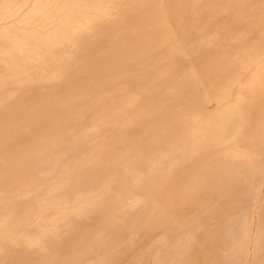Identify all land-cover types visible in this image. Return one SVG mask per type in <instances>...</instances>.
<instances>
[{
    "label": "bare ground",
    "instance_id": "6f19581e",
    "mask_svg": "<svg viewBox=\"0 0 264 264\" xmlns=\"http://www.w3.org/2000/svg\"><path fill=\"white\" fill-rule=\"evenodd\" d=\"M4 1H6V0H2V2H3L2 6L5 8L6 2L4 4ZM17 1H19V0H17ZM34 1H36V0H34ZM47 1L49 2V0H47ZM80 1L83 2V4L85 3L86 4L85 6H89L90 5L91 9L93 7L92 5L95 6V5H97V3L100 4L103 1V2L107 3L110 6V7L108 6L109 8L114 9V11H112L110 9L111 12H108L106 9L109 10V8H106V9H103V10H106L107 12L106 11L103 12V10L101 9L102 10L101 12L105 13L107 16H105L104 14H101V15H104L103 17H101V16H99L100 15L99 14V15H97L98 17L96 16L97 20L96 19L94 20V14H92L93 18L92 17L91 18L93 20L90 19V20H86V21L85 20L81 21V17H82V19L83 18L86 19L85 17H87L88 15L90 16V13L87 12V11H90V10H87V9H90V6H89V8L85 7V8H87L86 9L87 11L84 10V8L80 9V10L86 11L85 12L86 14L89 13L86 16H84L85 13L84 14L82 13L83 16L82 15L81 16L78 15V13H80V10H78L79 8L78 9L76 8L77 10H73V11L70 10V8H68L72 4H74L75 2L79 3ZM37 2H38V0H37ZM7 3H8V0H7ZM12 3H13V6H14V2H12ZM16 3L17 2H15V5H16ZM11 4H10V8L12 6ZM17 4H19V3H17ZM30 4H33V2H31ZM30 4H28V5L31 6ZM39 4H40V2L36 3V5L40 8V6H42V5H39ZM42 4L44 6V4H46V3L44 2ZM49 4H51L52 8L55 9V10H52V11H55V12L53 14V13H51L52 11L49 10V11H51L50 12L51 15L48 12V14L50 16L49 17L47 16V17L50 18V17H53V15H54V17L55 16L58 17V19H56L57 17L54 18V22L55 23L52 24V25H46V24L44 25V23L42 25H40L39 27H36L37 26L36 23H33V24H36L33 27H32V25L31 26L30 25H28V26L21 25V21H23V20H21L20 22L19 21H14V19L16 18L15 16H14L15 18L13 19L12 22L8 18V20L11 23L9 22L8 24H6L4 26H3V23L2 24L0 23V44L2 43L6 47L10 46L11 49H12L11 51H13V52H15L16 51L15 49L17 48V51H19L18 49H21L22 51L24 50V54L28 53L26 56L22 55L23 53H20V52L18 53L19 57H21L22 59L24 57V59H25L23 62H19V63H23L19 67H17V65H16L15 68L14 67L11 68L10 66H8L10 68H7L5 66H4L5 67L4 68L3 66H1V68L3 67L2 70L7 68L6 69L7 73L5 74V76L1 77V74H0V198H4L3 201L6 200L5 206H6V204L8 205V203H11V202H13V203L15 202V204H16V202L19 203V201H22V204L25 205V206L24 207H17V209L18 208L21 209V208H25V207L28 208L29 207V205H28V203L30 202L29 198H31L33 196L30 197L29 195H32V194L31 193L29 194L28 191H26V190L32 189V186H34V184H37L38 182H41L42 179H40V178L45 176L44 173H43V172H45V171H43L44 165H42V166L40 165L39 166V164L42 163L43 161H45V159H47L45 157H48L50 155V151H52V150L57 151V149H59L58 147L60 145H62V143H65V141H68V142L70 141L69 143H73L75 148H77L78 150L81 149L83 151H85V150L89 151L90 149H95L94 151L100 152L98 155H96V156L100 155L99 156V163H97L98 161H97V158L95 156L96 163L98 164V166L97 167L94 166L95 168L91 169L92 167L90 168V165H92L94 163L90 164L91 160L89 159L90 160V162L88 161V163H89L88 166L89 167H86L87 166L86 165L85 168H84L85 171H86L85 172V176L86 175L87 176L89 175V177L90 176H93V177L97 176V178H92V177L84 178L83 177V179H85V180L86 179H90L91 180V178H92L94 183L97 184V182L100 181L99 185H102V186H103V183L101 184V180H103L104 177H102L101 180L99 178V180L97 182L95 181L96 179H98L99 175H100L99 177H101V176H103V174L109 173L110 171L115 170V169L118 170V168H119V170H121V171H118V172L122 173L121 177H120V173H118L117 171L115 172V174L116 173L119 174V176H118L119 179L118 180H116V176L115 177L112 176L114 174H112V175L111 174H105V176H107V175L110 176L111 175L112 177L111 176L110 177L111 178H115L114 180H116V182L119 183L120 178H123L124 176L126 178L127 176L133 174L132 172H133L134 165H132L130 167L127 163H124V162L127 161L129 158H131L132 154L135 155L134 153L131 154L132 151L135 152L134 149H137L136 152H138L139 151L138 149H140V151H142V152L139 153V156H141L144 160H143V163L140 164L139 169H141L144 172L143 173H139V174L137 172V174L139 175V178H140L138 180H141V182L139 181L140 184L143 185L144 187L146 186L145 189L148 187L147 189H148V191H150V192H146L145 191L147 193V195L145 194L144 191H141V192H144L146 197L148 195L149 196L151 195V197H152V195L156 196V197H157V195H160L159 198H156L157 200L160 199L161 196L165 197L163 199V203L165 201L170 207L169 209H166V210L163 209L164 212H162L161 215L159 214L160 216L157 217V224H158V221L159 222H163L164 221V223L165 222L167 223L168 219L170 220V217H171L169 215L173 214V217H174V215H176V214H181L189 206L191 208V211L192 210L194 211L193 207H191L192 205H194V206L197 205V204L200 205V203H201V206H202L203 204L201 202V199H199L200 201H197V199H196V197L200 198L199 196H201V194L203 193L202 190L204 191L205 189H207V193H208V191H209V193L211 191L212 192L216 191V194H217V192H219V193L223 192V193H225V196H226V192H227V191H225L226 188L220 187L223 184L219 183L220 184L219 185L218 182H220V181L217 180V178L219 176L222 177L220 173L224 174V176H226L227 179L225 180L223 177L222 178L226 182H228V186H229V181H228L229 179L228 178H231V176H230V173L227 176V173L225 171L229 170L230 166H228V164H225L224 167L226 168V170L223 167L224 171L220 172L221 170H223V168L220 169L222 167V165H221L222 163L219 164V160H220L221 156L219 155L220 158L218 159V161L215 160V159L218 158V153L219 152L220 153H222V152L225 153V151L230 150L231 148L234 147V146L232 147V145L230 147V143H232V142L235 143V141H236V142L239 143V144L236 143L238 146L241 143H244L248 147L249 146L254 147V148L257 149L256 150L257 151L256 154L259 156V159H260L261 156L264 157V0H50ZM101 4L103 5L104 3H101ZM77 5L78 6L81 5V7H84V6H82V4H80V5L77 4ZM100 5L98 7L102 8V7H100ZM2 6L0 8H2ZM17 6H16V10H18ZM20 6L24 7V5L23 6L20 5ZM33 6H35V5H33ZM48 6L51 8L50 5H47L45 9L42 7V9H44L43 11L45 12L46 15H48V14L46 13L45 10L47 8H49ZM76 6H73V7H76ZM97 6H96V8L98 9ZM38 7L37 8L35 7V8H32V9L35 10V9H38ZM103 7H104V5H103ZM66 8H68V9H66ZM2 9H0V10L4 11L3 14L4 13L5 14L8 13V11H9V10L7 11L5 9H3V10ZM12 10L9 11V12H12ZM19 11H17V12L19 13ZM40 11H41V9H40ZM84 11H81V12H84ZM92 11L93 10H91V13H93ZM14 13L15 12L13 11L12 15H14ZM31 13L29 15L30 18L33 17V16H31L33 13L32 14ZM36 13H35V15H36ZM94 13H95V11H94ZM3 14H2V16H3ZM17 15L20 16V14H17ZM78 16H80V21L83 22V23H82V25L77 24V26L76 25L73 26L74 24L77 23V22L75 23V19H77ZM26 17H28V15ZM38 17H39V15H38ZM38 17H37V20H38ZM30 18H29V20L32 21L33 18L32 19H30ZM20 19H22V14H21V18H19L18 20H20ZM23 19L25 20V18H23ZM35 19H36V17H35ZM55 19H56V21H55ZM40 20H41V18H40ZM0 21L3 22L4 21L3 18ZM26 21H28V20L26 19ZM33 21H35V20H33ZM52 21L53 20L51 19V22ZM77 21H78V19H77ZM28 22H26V23H28ZM42 22H45V21L42 20ZM48 22H50V21H48ZM40 23H41V21H40ZM22 24H23V22H22ZM38 25H39V22H38ZM1 49H4V48H2V46H1ZM0 51H3V50H0ZM237 51H239V52L241 51L242 52L241 56H243L244 59L247 58V61L245 60L246 64L244 63L245 66L244 65L242 66V65L236 63L238 61L237 59L240 57L239 56L237 58V56H238ZM234 52L237 54V56L234 54ZM8 53H9V51H8ZM229 53H233L234 54L233 58L236 56L235 59H231L230 58L231 60H233V62H235L236 67H234L233 65L230 66L229 65L230 63L227 62L229 57H230V55H231V54L229 55ZM1 54L2 53H0V56L3 55V54L2 55ZM11 54H13V53H11ZM11 54L9 53V55H11ZM14 54L16 55V53H14ZM18 55H17V57H18ZM28 55H29V57H28ZM3 56H2V58H5L6 55L4 57ZM8 57L10 58V56H8ZM244 59L242 60L243 62H244ZM7 60H9V59L7 58L6 61ZM10 60L13 62L12 59H10ZM10 60H9V62H10ZM2 61H3V59H2ZM4 61H5V59H4ZM4 61H3V64L7 63V62L4 63ZM17 61H18V59H17ZM12 62L9 63V64H13L14 63V62L13 63ZM243 62H241V64ZM260 62L262 63V66H261ZM258 64H260V65H258ZM0 65H2V63H0ZM0 71H1V69H0ZM35 83H36V86H34ZM201 84H202V86H200ZM134 91L136 92L135 94L133 93ZM227 96H229V97H227ZM220 98L221 99L223 98V101H225V102L219 105V103L221 102ZM229 98H230V100H229ZM212 99H214L213 100L214 102L215 101L217 102L216 103L217 106L214 105V107H217V108H211L210 100H212ZM218 101H219V103H218ZM229 102L232 103L231 104L232 105L231 110H229V111H231V113L230 112L227 113V115H230V116H228L229 117L227 119L228 121L225 118V122H224V123H226V125H225L224 123H222L223 120H221L222 121L221 122L220 119L221 118L224 119L223 115L226 113L225 112L226 110L224 111V107H223V111H224V114H223V112L221 111V109H222L221 107L226 105V103L228 105ZM229 106L230 105H228L227 108H230ZM133 111L135 113H136V111H138L135 114L136 115V119H135L136 121L131 123L132 120H130L128 118V120H130V121H128V122H130V124H128V122H127L128 126L125 127L123 130L119 131V129H117V128H119V126H121L120 129H122V127H123L122 124L124 123V121L122 123H121V121L126 119L128 117L127 115L129 113H132ZM219 113L220 114L222 113L221 118H220V116L217 117L218 115H220ZM132 115H134V114H132ZM214 122H219L218 123L219 126L218 125H214ZM119 123H121V124H119ZM127 124L125 123V126ZM199 127H201L202 130ZM198 128L200 129L199 131H201L200 133H198ZM80 133L83 134V135L81 134L82 135L81 137L79 135ZM223 133L226 134V136L224 134V136H225L224 139H223V136L222 137L220 136V135H223ZM76 134L79 135V136L76 137ZM161 134H162V139H159L161 137H158V136H160ZM232 137H234V138L236 137V139L232 140ZM229 139H230V141H229ZM203 140H205V141H203ZM208 140L211 141V145H209V147H208V143H206ZM225 140L229 141V142H226V143L223 142ZM68 142H66V143H68ZM203 143H205V144H203ZM206 144H207L208 148L207 147L203 148V147L206 146ZM209 144H210V142H209ZM244 144H242V145L245 146ZM67 145H70V144H67ZM65 146H64V148H65ZM62 147H63V145H62ZM62 147L60 146V149ZM239 147H241V146H239ZM245 147H243V148H245ZM68 148H70V147L68 146ZM233 149H235V148H233ZM238 149H240V148L237 147L235 152H237V151L241 152ZM246 149H247V147H246ZM248 149L249 150H247V151H249V153H250V150L251 151L253 150V149H250V148H248ZM68 150L70 152V149H68ZM198 150L201 151V154L198 153V155L200 154V156L197 155L198 157H196V155H195L194 158L193 157L191 158L190 153L192 154L193 152H196V151L198 152ZM66 151H65V153H66ZM83 151H82V153H83ZM88 151L85 152L86 155H87ZM173 151H178V153H180L182 155L184 154L186 157L189 155L190 158L188 159V157H187V160H186V158H183L186 161L182 160L180 158L182 160L181 161L179 159V161H181V163L184 161L183 165H182L183 167H180L181 164L179 162H177V160H176L178 158L177 157L175 160H176L177 164H180V166L178 165L179 167H177V168L175 167L176 169L173 167L174 170H171V168L169 169V167H168L169 170L166 169L167 166L164 167L166 164H168L170 159L166 160V162L169 160L167 163L165 161L161 160L160 162H157V164H156L155 161H154L155 164H153V166L154 165H156L157 167L159 166V169H160V167L162 168V166H163L164 170L168 171V172L166 171V173H164V177L165 178L164 177L163 178L164 179H166V178L168 179L169 178L168 180L163 181V183L162 182L159 183L160 187H158L159 188V190H158V188L156 186L158 184V180L162 179V177L160 175V173H161L160 170L161 169L158 170V168H157V169L151 170L153 160H152V162L150 161L151 162L150 163L151 167L147 166V165H149L148 161H149L150 158H153V157L154 158H156V157L159 158L161 153H163V152H164L165 155H167V154L169 155L171 152H172L171 155H173V154L176 155V153H173ZM230 151H227L226 154H228ZM233 151L234 150H232L230 152V154ZM242 151H243V149H242ZM52 152L54 153V151H52ZM69 152H67V153H69ZM72 152H74V151H72ZM235 152H233L234 153V155H233L234 162H235V157H234L235 156ZM245 152L246 151L244 150L242 153H245ZM251 153H253V152H251ZM62 154H63V151H62ZM66 154H64V155H66ZM80 154H81V152H80ZM239 154H241V153H239ZM55 155H56V153H55ZM60 155H59V157H60ZM72 155L70 157H72ZM74 155H76V154H74ZM171 155H169V156H171ZM184 155H183V157H184ZM224 155L225 154L222 155V160H223ZM245 155H247V153ZM226 156L228 158L230 157L229 155H226ZM249 156H251V155L249 154ZM253 156L255 157V155H253ZM258 156L255 157V158H258ZM66 157L68 158L69 156H66ZM75 157H78V156H74L73 162L76 159ZM83 157H81V158L79 157L80 160H81L80 162H82V159L83 160L85 159V157L84 158ZM179 157H180V155H179ZM56 158H54V159H56ZM88 158L89 157H87V159ZM169 158H171V157H169ZM172 158L174 159V157H172ZM228 158H224V160L225 159L228 160ZM243 158L245 159V157H243ZM66 159L64 161H66ZM70 159H72V158H70ZM160 159H158V160H160ZM165 159L166 158H164V160ZM173 159H171V161ZM60 160H61V158H60ZM213 160L218 162L219 167L217 166L218 164H216V167H218L220 170L215 167V169H216V171H215V169L213 168L214 166H211V164L214 162ZM231 160H232V156H231ZM236 160L239 161V158L237 159V157H236ZM57 161L58 160L55 161L56 163L54 161H50V162H54L55 165L53 163L52 164L56 167ZM64 161L61 162L62 165L64 164L63 163ZM67 161H69V160L67 159ZM92 161H94V160H92ZM135 161H137V164H138V160H134V158H133V162H135ZM171 161L169 163H171ZM226 161H224V163H226ZM245 161H246V159H245ZM260 161L264 162V158H262V160H259L258 163L256 161L255 162L251 161V163L254 162L253 163L254 165H255V163L259 165ZM83 162L85 163L86 161H83ZM129 162L131 164H134L131 161H129ZM262 162H261V164H262ZM46 163H48V161ZM69 163H71V161ZM84 163H83V165H84ZM209 163H211V164H209ZM230 163H231V161L229 162V164ZM238 163L239 162L236 163L238 166L240 165V163L242 164V160L240 161L239 164ZM59 164H60V162H59ZM65 164H66V162H65ZM65 164L63 166L62 165L61 166L58 165V166L65 168L66 167ZM75 164H76L75 165V167H76L77 166V162ZM80 164L81 163H79V165H78L79 167H81ZM126 164H127V166L129 168L126 166ZM234 164L235 163H233V165ZM50 165L51 164L49 163V165L47 164V166L46 165L45 166L48 167ZM220 165H221V167H220ZM78 166H77V168H78ZM136 166H138V165H136ZM136 166H135V169H136ZM156 166H154V167H156ZM171 166H177V165H171ZM240 166L242 168H243V166L247 167V164L243 165V166L240 165ZM252 166L253 165H251V167ZM55 167L54 168L52 167V169H54V171H56V169H57ZM72 167H74V164L71 167H69L68 169H70ZM122 167H124V168L126 167V169H123ZM236 167L237 166H235L234 168H236ZM251 167H250V169L254 172V168L252 169ZM262 167H264V164H262V166L258 167V168L261 169ZM50 168H51V166H50ZM210 168H212V169H210ZM227 168H229V169H227ZM81 169H83V168H81ZM139 169L137 171H139ZM238 169L243 171V172L240 171L242 173V176L240 175L241 173L239 171H237V172L240 173L239 175L241 176V178L238 177L239 175L235 176L236 174L235 175L233 174L235 176V178L236 179L240 178L241 179L240 181L246 180V181H244V182L242 181V182L244 184L246 182V185L249 182V187H250V185L252 187L253 185L251 183L254 182L255 177L256 178L259 177L256 174L257 172H259L258 169L256 170V165H255L256 173H253V174H252V172L245 173V174H250L251 173L250 174L251 176L245 175V179H244V175H243L244 174V170L241 169L240 167ZM246 169H249V168L247 167ZM62 170L65 172V169H62ZM236 170L234 169L233 173H235ZM46 171H48V168H47ZM73 171H75V170H73ZM73 171L71 170V173H70L67 170L63 175L66 176L68 173L72 174ZM77 171L74 172V173L75 174H80L79 171L78 172ZM162 171H163V168H162ZM232 171L233 170L231 169L230 172L232 173ZM248 171H250V170H248ZM134 172H135V170H134ZM246 172H247V170H246ZM42 173H43V176H41ZM50 173L54 174V172H51V171H50ZM81 173H83V171H81ZM47 174L48 173L46 172V176H48ZM61 174L57 173L58 179H59V175H61ZM75 174H72V175H75ZM254 174L256 175L255 177L253 176ZM258 174H260V172ZM159 175H160L161 179H158ZM196 175L197 176L200 175L204 179L203 182H204V186L205 187L203 186V183H201V185L205 189H202V188L200 189L199 183L201 181L199 183L196 182L198 180L196 177L195 178L197 180L194 181L195 180L194 176H196ZM262 175H264V171H262ZM39 176H41V177H39ZM53 176H52V178H54ZM57 176L55 177L56 179H57ZM65 176H62V178L69 179V178H67V176L69 177V175H67L66 177ZM134 176H131V177L134 178ZM162 176H163V174H162ZM234 176H232V177L234 178ZM48 177H45V178H48ZM50 177H51V175H50ZM72 177H74V176H72ZM110 177H109V179H111ZM148 177L150 179L149 181H147ZM150 177H152V179ZM249 177H253L252 178L253 180L252 181L250 180L251 182L248 181ZM78 178H76L75 180H78ZM222 178H219V179H222ZM37 179H39L40 181L37 182ZM105 179H106V177L104 178V180ZM164 179H162V180H164ZM236 179H233V180L235 181ZM43 180H44V178H43ZM80 180L77 181V182H79V184L81 183ZM85 180H83V181L85 182ZM106 180H107L106 182H108V179H106ZM134 180H136V179H133V181ZM199 180H201V179H199ZM262 180H264V179H262ZM45 181L47 182V181H50V180H45ZM59 181H61V178L59 179ZM65 181H67V180H65ZM72 181H73V179H72ZM72 181H70L69 186L68 185L66 186V184L65 185L62 184L64 182L63 179H62V183L60 182L59 184H62V186L64 185L63 186L64 188L66 186L69 189V187L71 186L70 184H72L71 183ZM109 181H111V180H109ZM126 181H127V178L125 179V182ZM237 181H239V179ZM256 181H257V179H256ZM52 182H56V180H54ZM84 182L82 183V185H83L82 187L86 188L84 186V184L87 186V183L86 182L84 183ZM139 182H138V184L135 183V185L137 184V186H138ZM226 182H223V183L225 184ZM231 182H230V187L231 188L229 187L230 190L232 188L237 187V186H235L236 183L233 184L234 182L233 183H231ZM41 183H39L40 185L37 184L39 186V188L42 185ZM47 183H49L51 185L50 182H47ZM47 183H46V185H48ZM91 183L94 184L93 182H91ZM196 183H198V185H199V186L197 185L199 187V189H198V187H196L198 190L196 188L192 189V186L194 184H196ZM243 183L241 185L244 186ZM258 183H260V180H258ZM258 183L254 182V186L252 188L250 187L251 191L254 188L256 190L255 186ZM96 184H95V186H96ZM159 184H158V186H159ZM262 184H264V181H262ZM77 185H78L77 183H76V185L72 184V186H77ZM91 185H89V186H91ZM113 185L115 187L117 186V184L116 185L113 184ZM122 185H123V188H124V184H122ZM129 185H128V187H129ZM233 185H234V187H232ZM241 185L238 184V187L240 186L239 189L242 187ZM55 186L54 187L57 190L58 188H60L61 185H58L59 187L57 185H55ZM89 186H88V189H89ZM95 186L92 185L93 188ZM102 186H100V188ZM120 186H121V184H120ZM120 186H119V188L121 189ZM225 186H227V184ZM258 186H259V184H258ZM29 187H31V188L29 189ZM132 187H135V186H132ZM247 187L248 186H246L245 188L242 187L243 189L241 188L240 190L238 189L237 191L239 192L241 190L246 189ZM262 187H264V185H262ZM46 188H44V190H47L49 188V186H48L47 189ZM76 188L80 189L81 187L79 188V186H78ZM97 188H99V187L96 186L94 188V190L97 189ZM100 188L97 189V190L99 191ZM105 188H107V187H105ZM109 188L111 189V186ZM109 188L107 190H110ZM125 188H127L126 185H125ZM41 189L43 191V188H41ZM116 189L118 190V188H116ZM116 189H115V191H116ZM140 189H142V188L140 187ZM250 189L249 188L246 189V190H248L249 195L251 193V192H249ZM33 190H37L38 191V188L33 189ZM48 190L50 191L52 189L49 188ZM65 190H66V188H65ZM65 190L63 191L64 196L66 194V196H68V198H70L73 195V193H74V192H72V190H70V192H72V195L70 196V195H67V191L68 190L66 192H65ZM75 190H73V191H75ZM103 190L101 189L100 190L101 192H99V193L100 194L103 193V192L105 193L106 189H105V191H103ZM111 190H113V188ZM230 190H228V195L227 196H230L229 195L230 194L229 193ZM17 191H20V193L18 194ZM25 191L28 194V196H26V197H24ZM59 191H61V193H62V190H59ZM81 191H79V193H81ZM85 191H87V188H86ZM88 191H90V190H88ZM125 191H126V189H125ZM137 191H139V189ZM231 191L233 192L234 189L231 190ZM237 191H235V192L237 193ZM52 192H53V190H52ZM52 192H50L51 195H52ZM91 192L93 193L92 190L89 193L87 192L88 195H86V196H88V199H89V197L91 199V197H93V196L97 197V195L98 196L100 195L99 193L97 195H96V193H95V195L93 193V196L92 195L89 196L91 194ZM112 192L108 191V193H110V197H112L111 196ZM141 192L139 191L140 194H141ZM204 192L206 193V191H204ZM256 192H258V191H256ZM45 193H46V191H45ZM47 193L50 194L49 192H47ZM82 193H83V191H82ZM117 193H118L117 191H116V194L114 193L115 196L117 195ZM119 193H121V192H119ZM136 193L138 194V192H136ZM207 193H206L207 196H210V198H212V197L214 198V196L211 197L212 193H210L211 195H208ZM241 193H242V197H244L247 194V193L246 194L244 193L245 194L244 195L243 192H241ZM252 193H253V191H252ZM252 193H251V195H252ZM36 194H38V193H36ZM41 194L44 195V192L40 193V190H39V195H40L39 197L43 196V195L41 196ZM78 194L74 195L76 199H77L76 195H78ZM54 195H59V194H54ZM122 195L126 196L125 193L124 194L122 193L121 196ZM128 195L129 194H127V198L130 197V196L128 197ZM134 195H136V194H134ZM134 195H133V197L131 196L132 199L133 198L137 199L138 197L135 198ZM231 195H233V194H231ZM238 195H239V193H238ZM249 195L245 196L246 197L245 200L248 199L247 196H249ZM3 196H5L6 199ZM34 196H35V194H34ZM59 196L62 197V195H59ZM59 196L56 197V198L59 199L60 198ZM66 196H65V198H67ZM79 196H81V194L78 195V198H79ZM86 196L84 195L83 199ZM119 196H120V194L117 195L118 198H119ZM121 196H120V200H121ZM141 196H142V194H141ZM204 196H205V194H204ZM204 196L202 194L201 198L204 197ZM219 196H221V195H219ZM233 196H234L233 199L235 200V198H237V194H236V196H235V194ZM36 197H37V195H36ZM39 197H37L35 200L38 199V201H39ZM46 197H48V199H51V197L49 198L48 195ZM100 197L102 198V196H100ZM103 197H105V195ZM108 197H109V195H108ZM122 197L126 198L124 196H122ZM223 197L224 196L221 197L222 200H223ZM239 197H240V200H241L242 197L241 196H239ZM252 197H253V195H252ZM254 197H255V195H254ZM18 198H20V199L18 201H16ZM33 198L31 199V201L33 200ZM54 198H55V196H54ZM80 198L82 199V197H80ZM106 198H105V202H106ZM221 198H219V200ZM262 198H264V197H262ZM42 199L45 200L44 197ZM55 199H51V200H55ZM60 199L62 200V198H60ZM88 199H86V201ZM96 199H95V202L97 203V201H99V200L96 201ZM152 199H153V197H152ZM152 199H150L151 202L148 199V201L150 202L151 205H152V203L154 204V200L152 201ZM205 199H207L206 196H205V198L203 200H205ZM230 199H232V198H230ZM230 199L228 200L226 198V200H228L229 203H230ZM250 199H253V198L249 197V201H251ZM61 200H59V201H61ZM63 200L61 201L62 205L67 204L65 202V200L64 201ZM69 200L71 201L72 197H71V199H68V203H69ZM73 200H74V198H73ZM93 200H94V197H93V199H91V201H93ZM115 200H116V198H115ZM138 200H140V198ZM219 200H217V202H220ZM237 200H239V198ZM40 201H39V204L36 203L38 205H36L34 203L35 201L33 203H31V204H35L36 209H37L38 208L37 206L41 207L40 206ZM47 201H45V202H47ZM91 201H88V202H91ZM112 201H114V199ZM128 201L132 202L133 200L131 201V200L128 199ZM141 201H143V200H141ZM208 201H210V199H208ZM214 201H216V199H214ZM214 201H212V204H213ZM232 201H231V203L229 205L230 206L229 208L234 210L235 207L232 208L233 205L236 206V208H238L239 203L235 202V203L238 204V205H235V203L232 202ZM244 201H242V202H244ZM260 201H262V200H260ZM260 201H259V203H260ZM41 202L43 203V201H41ZM54 202H56V200L52 201L49 205L55 204ZM63 202H65V204ZM79 202H80V199H79ZM84 202H82L80 204H83ZM123 202H119V203H123ZM133 202H135L136 205L138 204L136 202V200H134ZM203 202L205 203V205L208 203V202L206 203V200L203 201ZM239 202H241V201H239ZM242 202H241V204H242ZM253 202L252 203L248 202V203L254 204ZM257 202L258 201H256V204H257ZM18 203H17V206H19ZM57 203L58 202H56V204ZM72 203H73V201H72ZM74 203L77 204L78 202L76 203L74 201ZM109 203H106V205L109 204ZM112 203L114 204V202H112ZM128 203L129 202H127L126 204L128 205ZM143 203H144V201H143ZM146 203H148V202H146ZM158 203H159V200H158ZM163 203H161V204L163 205ZM222 203L224 205V202H222ZM222 203H221V205H222ZM244 203L247 204L246 201ZM73 204L70 203V204H67L65 206L66 207L70 206V208H71V205H73ZM84 204H83V206L87 205V204H85V205ZM90 204H88V207H89ZM95 204L93 203L92 206H95ZM97 204L100 205L101 204V200ZM126 204H123L122 206L124 207ZM130 204L131 203H129V205ZM139 204H140V202H139ZM139 204L137 205V207L139 206ZM167 204H166V207H167ZM212 204L210 205V202H209V204L207 206H205V207L212 206V209H213V206L215 204H213V205ZM250 204H247L246 206L248 207V205H250ZM256 204H255V206H256ZM1 205L4 206V204H2V203H1ZM11 205H12V203L9 205L8 208H10ZM14 205H13V207H14ZM44 205L46 207H48V202L45 203ZM44 205H43V208H44ZM60 205L59 204L56 205L57 206V210L59 209ZM62 205H61V208H63ZM116 205L117 204H115V206ZM143 205L144 204H142L141 208H143ZM156 205L158 207L157 202H156ZM156 205L154 204L155 207H156ZM217 205H215L214 208L216 207L218 209L219 205L218 206ZM259 205L262 206V205H264V203L261 202V204H259ZM20 206H21V202H20ZM35 206H33L34 210H35ZM119 206H121V205H119ZM148 206H150V205L148 204ZM203 206L201 208H203ZM224 206H226V205H224ZM224 206H223V209H222V207H220L222 212H224L223 210H225L226 213L229 212L226 209H224L225 208ZM261 206H260V208H261ZM51 207L52 206H50L49 208H51ZM102 207H103V205H102ZM129 207L130 208L131 207L135 208L134 206H129ZM129 207H127V209ZM200 207H198L197 209H199ZM244 207H242V208L246 210L247 208H244ZM250 207H248L247 210H249ZM253 207H254V205H253ZM8 208L6 206V209H8ZM49 208H47L49 210L47 212H49L51 214H54V212L56 213L55 209H52V210H54V211H52L53 212L52 213L51 209H49ZM70 208L68 209V207H67L65 209H67L69 211ZM75 208L73 209V212H74ZM84 208L86 209V207H84ZM90 208L91 207H89V209ZM99 208H100V206H99ZM104 208H106V207H104ZM111 208L110 209H106V210H109V211L113 210ZM125 208H126V206H125ZM130 208H129V210H130ZM138 208H135V209L140 210V208L139 209ZM201 208L199 209L200 213H196V215L198 214V216H199V214H200V216L202 217V215L205 213L204 211L207 210V208L206 209H202V210H204L203 214L201 213L202 212ZM229 208H228V210H229ZM240 208H241V206H240ZM258 208L259 207H257V209ZM12 209L14 210L15 207L12 208ZM39 209L41 210L42 207L39 208ZM81 209L83 210L82 207H81ZM115 209H117V208H114V210ZM120 209L123 210L122 208H120ZM120 209H119V211H120ZM151 209L152 208H150V211H148V212H151ZM158 209H159V207H158ZM217 209H213V212L216 211ZM26 210H28V209H26ZM42 210H41V212H43ZM61 210L62 209H59L58 212L61 211ZM101 210H102V208H101ZM114 210L112 212H114ZM137 210H135V212ZM155 210L156 209H154L153 211L155 212ZM221 210H219V212L216 211L215 215L217 217L214 215L213 212H211L212 211L211 210L210 212L213 213V215H214L213 218L216 217L217 219H219L218 218V214H222ZM235 210L237 211L238 209H235ZM242 210H240V211H242ZM253 210H254V208H253ZM253 210H252V213H253ZM260 210H264V207H262ZM260 210H259V214L261 215ZM30 211H27V212L28 213H32L33 212L31 210V208H30ZM35 211L39 212V210H35ZM63 211H64V209H63ZM78 211H80V210H78ZM84 211L86 212V210H84ZM98 211L99 210H97V213H98ZM143 211H145V209ZM143 211L141 209V212H143ZM186 211H188V210H186ZM189 211H188V213H191V211L190 212ZM249 211H248V213H249ZM75 212L73 214L72 213L71 214L75 215ZM112 212H111V214H113ZM116 212H118V211H116ZM210 212H209V208H208V213H210ZM235 212H231V213L235 214ZM22 213H19L20 216L22 215ZM35 213H37V212H35ZM39 213H38V215H39ZM66 213H62V214L66 215ZM87 213H89V211H87ZM101 213H98V214H101ZM106 213H105V215H106ZM132 213H134V212H131V214ZM139 213H140V211H139ZM211 213L209 214L210 218H212L211 217ZM238 213H239V210H238ZM242 213L243 212L240 213V216L243 215ZM262 213H264V212H262ZM2 214H3V211H2ZM42 214H46V213H42ZM42 214L40 213L41 216H42ZM90 214L91 213H89V216H90ZM108 214L110 215V212ZM117 214H119V213H117ZM124 214H122V215H124ZM127 214H129V212H127ZM143 214H144V212H143ZM153 214H156V213H152L151 216H154ZM6 215H5V217H6ZM76 215H79V214L77 213ZM81 215H82V213L79 215V217L78 216H76V217L80 218ZM103 215L101 214L100 216H103ZM137 215H139V214L137 213ZM188 215L190 216V214H188ZM196 215H193L194 217H192V216L191 217L193 219H196L198 217ZM209 215H207L205 221H207V218H208ZM226 215L228 216V214H226ZM1 216H4V215H1ZM23 216H25V215L23 214ZM23 216H21L22 219H24L26 217V216L25 217H23ZM27 216H28V214H27ZM31 216H32V214L29 217H31ZM44 216H46V217L43 218ZM48 216H49V219H50V214L48 215V213L46 215H43V217H41V218L39 217L40 220L43 219L40 222H39V219H38V221L35 218H33V219H35L37 222H39L38 226H39L40 223H42V225L40 224L41 226H44V225H46L44 221H45V219H48ZM57 216L58 217L60 216L59 213H58ZM61 216H60V218H61ZM93 216H94V214H93ZM117 216H119V215H117ZM125 216H126V214L124 215V217ZM144 216H143V218H144ZM195 216H196V218H195ZM219 216H220V218L224 217V215H219ZM236 216H239V215H236ZM256 216L260 218L262 215L258 216V213H257ZM21 217H20V219H21ZM32 217H34V216H32ZM62 217H64V216H62ZM74 217H73V219H74ZM86 217L88 219L89 218L91 219V218H97L98 215H97V217H92V215H91V217H88V214H87ZM115 217H116V214H115ZM120 217H121V215H120ZM166 217L168 219L165 221ZM173 217L171 218V222H172V219H174ZM180 217H181V215H180ZM182 217H185V216H182ZM226 217L222 218L221 220L219 219L218 221L219 222L221 221V224H222L223 223L222 222L223 219H225ZM235 217H234V220H232V217H228V219L231 218V219H229L230 221L231 220L232 221H236ZM243 217L248 218L249 216L246 217L245 215H243ZM10 218H11L12 221H15V219L13 220L12 216H10ZM17 218H18V216H17ZM37 218H38V216H37ZM60 218H58V219H60ZM70 218H71V216H70ZM81 218L83 219V217H81ZM87 218L84 217V219H86L85 222L87 221V223H88L89 220ZM108 218H109V220H106V219L103 220L101 222V225H105V228L108 227L107 225H109V227L111 226L110 228L108 227L109 229L107 228L108 230L105 229V231L106 230L110 231L109 234H111V233H113L112 231L115 228L119 229L118 224L120 223V225H121L122 223L121 222L115 223V221L113 220L114 218H112L111 220H110V217H108ZM143 218H142V220L140 218L141 221H140L139 224L137 223V219H138V222H139V217L136 219V216H135V219H134L136 221V223L140 226V228H141L140 224L144 220ZM189 218H188V222L191 221V222H193L192 224H195V220L192 221V219L191 218L189 219ZM210 218H209V220H210ZM242 218L239 217V220L240 219L242 220ZM253 218H254V216H253ZM3 219H5V218L3 217ZM20 219L18 218V220H19V222L21 224L22 222L20 221ZM62 219H61L62 222H60V223L64 224V221H66V220L63 221ZM84 219L81 220L79 225H81V223H82L81 226H83L85 224V222L83 224ZM98 219H99V217L97 219H95V220H98ZM103 219H104V216H103ZM146 219H147V215H146ZM149 219H150V217H149ZM149 219H147V220H149ZM198 219H200V218L196 219V223H197ZM203 219H202V221H204ZM217 219H216V222H217ZM256 219H258V218H256ZM26 220H28V217L26 218ZM50 220H55V218L51 217ZM93 220L91 219V221H93ZM101 220H102V218H100L99 221H101ZM147 220H144V221H147ZM177 220L181 221V222L184 221L183 224H184V226L186 225L185 221H187V219H185L183 221L181 219L180 220L177 219ZM177 220H175V221H177ZM239 220L237 218L236 225L239 222H241V220L240 221ZM2 221H6V223H7L8 221H10V219L2 220ZM22 221H25V220H22ZM36 221H31V222L34 223ZM67 221H69V220H67ZM79 221H80V219L78 220V222ZM127 221L130 222L132 220H130V221L127 220ZM225 221L226 222H224V223L227 226V223H228L227 219H225ZM245 221L248 224V222L250 220L246 219ZM245 221H242V222H245ZM260 221H262V219L258 220V222H260ZM0 222H1V220H0ZM15 222H12L11 224H14ZM43 222H44V224H43ZM51 222L52 221H50L48 223L51 224ZM78 222H75V220H74V223H72V224L76 225V223H78ZM124 222H125V220H123V223ZM150 222L148 224L150 226H152L150 224ZM171 222H170V225H171ZM199 222L197 223L198 226H200L199 224H201V226L202 225L204 226V223L208 225V223H206V222H203V224L199 223ZM216 222L215 223H210V225L211 224L214 225V226L211 225L212 226L211 230L213 228H215V229H213V230H215L214 232H217L218 230L222 229L219 226H217L218 230L216 231V226H215ZM29 223H30V221H29ZM32 223H31V225H32ZM53 223H55V222H53ZM68 223H66L65 225L66 226L68 225L67 228L70 229L73 225L71 224V222L69 224H71L72 226H70ZM87 223H86V226H87ZM125 223H127V222H125ZM132 223H133V221H132ZM151 223H153V222H151ZM166 223L164 225H168L169 222L167 224ZM176 223L178 224L179 228H180L181 225H183L182 223L180 225H179L178 222H175V224ZM232 223H230V224H232ZM250 223H249V225H250ZM4 224H5V222H4ZM23 224H25V223L23 222ZM129 224L127 223L126 224L127 226H125V227L122 226V229H123V227H124V229L126 227H128ZM131 224H130V226L132 227L133 224L132 225ZM148 224H146V225L148 226ZM175 224L173 223L171 225L170 229H172V226H174ZM188 224L190 225V223H188ZM261 224H262V222H261ZM31 225H30L29 230H28V227H27L28 225H26L27 228L25 227L26 230L23 228V231L24 230L26 231V232L24 231L25 233L23 232L24 234H26L28 231H29L28 233L31 234L32 231H30V229H31L32 226H35V225H32V226ZM54 225L52 224L53 230L55 228L57 229V227H58V226L56 227V225H55V228H54ZM79 225H77V229L80 230L81 228H80ZM88 225H89L88 227H92L93 226L92 222H91L92 226L89 223H88ZM239 225H240V223L238 224V226ZM244 225H245V223H244ZM244 225L240 226L239 228L242 229V227H245ZM1 226H2V224H1ZM14 226H17V225H14ZM14 226L12 225V228ZM60 226H59V228H60ZM66 226L63 227V228L66 229ZM69 226H70V228H69ZM98 226H100V224ZM98 226H94L95 228L97 227V229H95V230L99 229ZM163 226H161V225L157 226L156 225V228L157 227H163ZM246 226H248V225H246ZM22 227H24V226H22ZM35 227H37V226H35ZM49 227H50V225H49ZM74 227H73V229H74ZM144 227H146V226H144ZM168 227H169V225L167 226V228ZM185 227L188 228L189 226L186 225ZM185 227H183V228H185ZM205 227L210 229L208 226H205ZM205 227H203V228L201 227L202 229H198L199 233H200L201 230L203 232L204 231L203 229ZM221 227H223V226H221ZM231 227H233V225H231ZM6 228H8V227H6ZM63 228L61 230H63ZM84 228H85V230H82V232L83 231H87V235H89L91 233V231L94 230V229L86 230L87 228L85 226H84ZM101 228H103V227H101ZM128 228H130V227H128ZM179 228H177V227L175 228L174 227V229H178V230L181 231V228L180 229ZM193 228H195V227H192V229ZM197 228H199V227L196 226V229ZM207 228H205V230ZM226 228H228V226ZM226 228L224 227L218 233H220V232L222 233L225 230V233L228 234V232H226ZM236 228L234 227V229H236ZM239 228H237V229H239ZM245 228H247V227H245ZM17 229H18V231L22 230V229H19V227H17ZM33 229H35V228L33 227L32 230ZM41 229L43 231V228H41ZM47 229H49V228L47 227ZM71 229H70L71 232L72 231H74V232L75 231H79V230H71ZM120 229H121V226H120ZM137 229H139V227ZM157 229H155V232L152 231L153 230L152 228H151V231H148V230L147 231L148 232H152V236H154L155 233L159 230V229L158 230ZM189 229L191 230L190 232H192V229L191 228H189ZM228 229H231V228L229 227ZM228 229H227V231H230ZM234 229H233L234 232L235 231L238 232V230H234ZM254 229H255V227H254ZM257 229H258V227H257ZM5 230L6 231L8 230L11 233L10 227H9V229H5ZM5 230H3V232H5ZM37 230H38V227H37V229H35V231H37ZM39 230H40V226H39ZM44 230H45V228H44ZM160 230H161V228H160ZM162 230L164 231L166 229H164V227H163ZM211 230H209V231L211 232ZM213 230H212V232H213ZM250 230H252V229H250ZM14 231L15 230H13V233H11V234L15 235L17 233V231H15L16 233L14 234ZM35 231L33 230L32 233L35 234L34 233ZM88 231H90V233ZM103 231H104V228H103ZM135 231L138 232V230H134V232ZM145 231L142 232V234H146ZM166 231H169V230H166ZM193 231H194V229H193ZM209 231L208 232L206 231V232L209 233V235H211L212 232L210 233ZM21 232H19V234L22 235ZM48 232H50V231L48 230L47 233H45V232L44 233L46 235H48L49 234ZM63 232L64 231H62V233ZM82 232H80V233H82ZM134 232H132L133 234L131 232L130 233L132 235H134L136 233V232L135 233ZM148 232H147V234H149ZM169 232L170 233L173 232V234H176V235L180 234V233H178L179 231L178 232L175 231V233H174V231H169ZM182 232H183V230L181 231V233ZM188 232H189L188 230L186 232L184 231L185 234L186 233L189 234ZM231 232L232 231H230L229 233H231ZM234 232H233V234L236 235V233H234ZM240 232H238V233L241 236V234L243 232L242 231H240ZM246 232H248V231H246ZM255 232H256V230L253 231V232L249 231L248 234L249 233L252 234V233H255ZM0 233H2V232H0ZM5 233H3V234H5ZM28 233L26 235H24L25 236V238H23L24 240L28 238L27 237ZM96 233H97V231H96ZM98 233H97V235H98ZM101 233H102V231H101ZM117 233L120 234V231L117 232ZM161 233H163V232H161ZM161 233H160V235H162ZM170 233H167V234H170ZM184 233H183L184 236L181 237V234H180V235H178L176 237V239H178L180 237L182 239V241L180 240V238L178 240H180L181 242H186V243L187 242L188 243L191 242L192 244L196 242V241H193L194 240L193 238L197 237L196 234H198V233H196V231L193 232L196 235V236H193V237H190V236L193 235L192 233H191L192 235L190 234L189 236L187 234L185 235ZM238 233H237L236 236H237V238L239 237L238 238L239 240L236 237H233V235H232V238H231V236H230L231 234L227 236V237H230L232 239V242H233V239L236 242L238 240L239 245H237V247L241 246L240 245L241 244L240 243V239L243 240V236H246L245 234H243L241 236V238H240ZM261 233H264V230H262ZM33 234H31L32 237L34 236ZM40 234H42V233H40ZM57 234L59 236L58 232H57ZM82 234L84 235L85 232H83ZM114 234L117 235L116 233H114ZM139 234H141V233L139 232ZM142 234H141V236H143V239H145L144 238L145 236L142 235ZM223 234H224V232H223ZM227 234H224V235H227ZM258 234L260 235V233H258ZM17 235L18 234H16V236ZM66 235H64V236L62 235V238L63 237H64V239L66 237L68 238V235L67 236ZM78 235H79V233L77 232V238H78ZM105 235H107V232H105ZM124 235L125 234H122L123 237H126V235L128 236V234H126L125 236ZM160 235L157 234V236L156 235L155 236L158 238V237H160ZM163 235L166 237V232H165V234L163 233ZM163 235L160 238L162 241L165 240V238H163L164 237ZM171 235H172V233H171ZM171 235H170V237L168 235L167 236L171 239ZM203 235H204V233H203ZM213 235L217 236V233L213 234ZM262 235H264V234H261V236ZM35 236H37V235H35ZM43 236L46 237L45 235H43ZM60 236H59V239H61ZM69 236L71 238L72 234L69 235ZM75 236H73V237H75ZM101 236L102 235H100V237ZM103 236H104V234H103ZM103 236H102V238H103ZM152 236H150V238ZM155 236H154V240L156 238ZM199 236H200V234H199ZM199 236H198V238H199ZM249 236H248V238L250 240ZM22 237H23V235H22ZM29 237H31V236H29ZM37 237H40V236H37ZM44 237L41 236L42 239ZM49 237H46L47 238L46 242H48V238ZM83 237H82V239H83ZM92 237H95L94 234H93ZM123 237H121V238L123 239ZM129 237H130V239L128 237L124 238V239H127L126 241L128 242V240H132L131 236H129ZM135 237H136L135 238L136 242L139 240L140 242L142 241V244H143L142 237H141L142 240L139 239V238L137 240V236H135ZM202 237L204 238L205 236H202ZM206 237L204 239H208V237L207 238ZM225 237L226 236H224V238ZM251 237H252V235H251ZM255 237H254V241H256L257 238H259L260 236L256 237V238ZM2 238L3 237L0 236V239H2ZM8 238H10V236ZM21 238H20V240H21ZM33 238H35V237H33ZM105 238H106V236H105ZM110 238H109V240H110ZM112 238H111V240H112ZM150 238H149V240H150ZM173 238H175V235H174V237H172V239ZM230 238H228V241L231 240ZM261 238H264V237H261ZM3 239H6V238H3ZM23 239H22V241H24ZM28 239L30 240V238H28ZM76 239H73L74 241H72V239H71L70 242H75ZM82 239H80V240H82ZM85 239H87L86 241H88V240L90 241V239H92V238L88 239L86 234H85ZM114 239L115 238H113V240ZM117 239H119V237ZM152 239H153V237H152ZM158 239H156V242H157ZM176 239H174V240H176ZM199 239L201 240V238H199ZM2 240H0V241H2ZM31 240H33V239H31ZM40 240H38L36 242L35 241L30 242L31 246H32V243H34V245H35V243L39 244ZM49 240H51V239H49ZM55 240H57V238ZM77 240L80 241L79 239H77ZM99 240L100 239H98L97 241H99ZM113 240H112V242L111 241L107 242V240H106L105 244L108 243V245H106V246H109L112 243L113 245L112 244L111 245L114 247V245H116L117 243L114 244L116 241H114V243H113ZM133 240H134V238H133ZM151 240H150V243L152 244L154 240L152 242H151ZM161 240H159V242ZM195 240H197V239L195 238ZM220 240L219 241L222 243L223 242L222 239H220ZM262 240H264V239H262ZM63 241L67 243L68 240L67 241L63 240ZM78 241H76L75 243H77ZM83 241H84V239H83ZM83 241H82V243H83ZM120 241L124 242L125 240H120L119 239V241H117V242H119L118 244L121 245L122 243ZM139 241L137 243H139ZM202 241H204V240H202ZM224 241L226 243L225 239H224ZM235 241L233 242L234 244L236 243ZM251 241H252V239H251ZM254 241L251 242V244L254 243ZM9 242H8V244H9ZM16 242H20V241L16 240L15 243ZM28 242L25 241L24 245L23 246H19V248L24 247L25 243H27L26 245H28L29 244ZM51 242L49 241V244ZM70 242H68V243H70ZM90 242H92V241H90ZM127 242L124 243L125 246H126V244L131 243V241H129L128 243ZM136 242H135V244H133L135 246V248H134L135 250L140 248L139 247L140 243H139V245L137 244L138 245L137 246ZM156 242H154V243H156ZM164 242H163V244H164ZM205 242H206V240L203 243H205ZM245 242L246 241H244V242L242 241V244L243 243L246 244ZM59 243H60L61 246L64 245L63 242L61 243V240H60V242L58 241V244ZM144 243H145V241H144ZM150 243H145V245H147V247H148V245L150 246ZM161 243L162 242H160V244L156 243L157 244L156 247L158 245L161 246ZM165 243L169 244V242H165ZM174 243L176 244V243H180V242H176L175 241ZM203 243H201V241H200V244H203ZM207 243H208L207 246H209L210 245L209 242H207ZM8 244H6V245H8ZM11 244H14V243H11ZM58 244H56V245H58ZM72 244L70 243V246ZM96 244H97V242H96ZM105 244L103 243V245H101V246L105 247ZM163 244H162V246H163ZM172 244H173V242H172ZM181 244H182L181 246L183 247L184 244L183 243H181ZM187 244L185 246H187ZM190 244L188 246H191V247L194 248V246L197 243L195 245H193V246H192V244L191 245ZM211 244H213V243H211ZM215 244L216 243H214V248L213 249L214 250L215 249L218 250L219 247L221 246L222 248L220 249V251L222 252L223 246L225 247V244L223 243L224 244V245L222 244L223 246L222 245L219 246L217 244L219 246L217 248H215ZM232 244H228V245H232ZM234 244H233V247L234 246L235 247L233 249H235V248L237 249L236 245H234ZM255 244H257V243L255 242ZM255 244H254V246H255ZM259 244H257V246ZM262 244H264V243H262ZM1 245H5V244L3 243ZM6 245H5V248L8 247ZM41 245H43V243ZM56 245H53V246L56 247ZM66 245H69V244H66ZM73 245H76V244H73ZM77 245L79 246V244H77ZM77 245H76V247H77ZM82 245H80V246H82ZM91 245L95 246V244H91ZM145 245H143V247H141V248H145L146 247ZM177 245L175 246L176 248L174 247L176 250L179 249L177 247H181V246H179V245L177 246ZM246 245L248 246L249 244H246ZM28 246L30 247V245H28ZM28 246H27V248H28ZM36 246H33V248L35 249ZM43 246H45V245H43ZM50 246H51V249L52 248L56 249V248L52 247V244H50ZM50 246H48V247H50ZM84 246L86 247L87 245L84 244ZM130 246L131 245L129 244V247ZM153 246H155V245L152 244L150 247L153 248ZM166 246H168V245H166ZM166 246L164 245V247H166ZM172 246L173 245H171L169 247L171 248ZM188 246H187V248H188ZM202 246H204V245H202ZM207 246H206V243H205V247H207ZM247 246L244 249L242 247L240 248V249H242L241 253L244 252L245 255L247 253H249V252L246 251ZM2 247L4 248V246H2ZM39 247H42V246H39ZM48 247L46 249L42 248V251L45 249L46 252H47ZM64 247H65V245H64ZM102 247H101V249H102ZM129 247L127 246V248H129ZM191 247L188 248L191 251H194L195 249L197 250V247H198V250H199L200 245L198 246V244H197V247L195 246L194 250H192ZM209 247H212V245L209 246ZM252 247L250 246V248H252ZM262 247H264V246H262ZM3 248H2V251L0 249V252H3ZM25 248H26V246H25ZM72 248H74V247H72ZM90 248L88 247V249H90ZM97 248L95 249L96 252L97 251L100 252V250H97ZM106 248H108V250H110L109 247H106ZM228 248H229V246H228ZM228 248L225 247V250L227 251ZM253 248H255V247H253ZM260 248L257 249V250L255 249V250L256 251H260ZM37 249L39 250L41 248H37ZM113 249H116V248L114 247ZM113 249H112V252H113ZM131 249H132V246H131ZM131 249H130V252H131ZM134 249L132 251L133 253H134ZM147 249H149V248H147ZM147 249L146 250L145 249L141 250V252L143 251L142 254L140 252H138L140 255L137 252L136 253L140 257H142L141 255L145 254L144 250H145V252L156 251L155 254L157 253V250H155V249L154 250L151 249L152 251L150 249L147 251ZM182 249H185V247H183ZM186 249H185V251L184 250L182 251V255L184 254L183 252H186ZM204 249H206V248H204ZM204 249H202V251ZM240 249H238L239 250V254H240V251H241ZM18 250H20V249H18ZM31 250L27 251L28 252L27 254H30V252H33V250L32 251ZM90 250H93V248L90 249ZM117 250H118V247H117ZM123 250H126V248L123 249ZM166 250L168 252L170 251L168 249H166ZM214 250H210V252L209 251L208 252L211 253ZM229 250L230 249H228V251ZM238 250L237 251L234 250L235 251L234 252L231 249V252L233 251L234 253H237ZM244 250L246 251V253H245ZM6 251H7V249L4 250V254L8 253ZM79 251H81V249L80 250H78V249L73 250V252H70V250H69V253L64 254V256L63 255L61 256V253L63 254L64 251L59 253L61 258L58 257V259L60 258V260H57V261L54 260V262H55L54 264H72V262L75 261L78 258L77 255L79 254ZM103 251H104V249H103ZM121 251L118 250V252L117 251H115V252L120 254ZM158 251L159 252L161 251V248L159 246H158ZM164 251H165V249H164ZM164 251H161V252L163 253ZM197 251H195V252H197ZM199 251H201V249ZM220 251H217V252L219 253ZM256 251H255V253H256ZM261 251L259 252L260 254H261ZM36 252L39 255V251H36ZM50 252H51V250L49 251V254H50ZM96 252L94 251L95 256H97V257L100 256L101 257V254L99 255L98 252H97L98 255H96ZM108 252L109 251H107V253H106V251H104V253H106V255L108 254ZM110 252H111V250H110ZM126 252H127V250H126ZM159 252H158V256L156 255L157 257L166 254V257H165L164 260H163V257H162V261L160 260L161 257H159L160 259L158 258L161 261V263L163 261H165V260H167L166 264H167L168 261H169L168 263H170V260H168V259L171 256L168 258V256H169V255H167L168 252L167 253L165 252L164 254H161ZM173 252H176V251L174 250ZM178 252H179V254L177 253L178 257H179V259H181V257H180L181 252L180 251H178ZM221 252H220V254L223 253V252L222 253ZM233 252L230 253V251H229V255H226L225 258L227 256H231L230 258L235 259L236 257H234V256H236V254L232 256V254H234ZM21 253H22V251H21ZM24 253L25 252H23V254ZM92 253H91V255H92ZM101 253H102V250H101ZM117 253H115L113 255L114 256L113 257L114 258V264L116 262L115 261V259H116L115 255H118ZM124 253L125 252L123 251L122 255H121L122 258L124 257L123 256ZM133 253L130 254V258L133 256ZM153 253H150V256ZM198 253H197V256L199 257ZM209 253H205L207 258L210 256ZM215 253H216V250H215ZM1 254L2 253H0V255ZM33 254H30V255L32 256ZM109 254H111V253H109ZM171 254L173 255L174 259L177 257V256H175L176 253L174 255V253L171 252ZM189 254H190V251H189ZM193 254H194V256L196 255L194 252H193ZM193 254H190V255L192 256V259L194 260V258L197 257V256L194 257ZM205 254H204V256H205ZM214 254H213V256H215ZM224 254H226V253H224ZM250 254H251L252 258H256V257H253L252 253H250ZM260 254H258V256ZM20 255L21 254H19V253L18 254H9L8 256L6 254V256L5 255L4 256L8 257V259H6L7 261L6 262L4 261L5 259H4V256H3V261L2 262L0 261L1 262L0 264H3L4 262H5L4 264H27V263H25L26 262L25 256H23V255L20 256ZM24 255H26V254H24ZM40 255H42V254H40ZM82 255L83 254H81V256H79V257L80 258L84 257ZM146 255L149 256V254H146ZM216 255L218 256L219 254H216ZM241 255H243V254H241ZM245 255H243V256L245 257ZM254 255H256V254H254ZM262 255H264V254H261V256ZM26 256H28V255H26ZM49 256H51V255H49ZM90 256H89V258H90ZM95 256H92L93 257L92 259H94ZM107 256H109V255H107ZM121 256L119 255V256H116V257H121ZM127 256L129 257V255H127ZM145 256H143V259L146 258ZM185 256H186V253H185ZM188 256L189 255L187 254V257ZM217 256L215 258H218ZM32 257H34V256H32ZM43 257H44V254H43ZM46 257H48L47 253H46L44 258H40V257L39 258L42 259L43 262L51 264V263H49V261L53 260V259H50V257H48V259H50V260L49 261L47 260L48 262H46V260H45ZM85 257H86V255H85ZM97 257L95 258L96 260L97 259H101V258L103 259V256L101 258H97ZM110 257L112 258V256H109V259H110ZM157 257H154L155 259H152L151 262L154 260L156 263L158 262V264H159L160 262L156 261ZM173 257H171V259ZM202 257H199V258L202 259ZM219 257L221 258V256H219ZM247 257H246L245 261L248 260ZM34 258L39 259L37 257H34ZM51 258H52V256H51ZM80 258H78L79 261H80ZM122 258H120L118 261L120 262V260ZM130 258H128V259H130ZM135 258H137L136 260L139 261V263H141L140 261L143 260L142 258H140L141 260H139L138 259L139 257H137L136 255H135ZM213 258L214 257H212L211 259H213ZM83 259L89 260L88 257L82 258V260ZM92 259H91V262H92ZM104 259H105V256H104ZM131 259H133V258H131ZM147 259H145V260L147 261ZM221 259H220V261L223 262L224 261V257H223V260H221ZM262 259H264V257H262L260 260L262 261ZM29 260L30 259H28L27 261H29ZM32 260H34V259H31V262H32ZM111 260L113 261V259H111ZM111 260H109V261L111 262ZM195 260H196V258H195ZM228 260L230 261L231 259H228ZM240 260H242V259H240ZM101 261L105 262V260H101ZM101 261H99L98 264H100ZM146 261H143V263L145 262V264H147L148 261H147V263H146ZM174 261L175 260H173V261L171 260L170 264H172V262H174ZM176 261H177V259H176ZM205 261L207 262V259ZM213 261H215V260H213ZM226 261H227V259L225 260V262ZM87 262H89L88 264H90V261H87ZM104 262H102V264ZM107 262H108V260H107ZM123 262H127V260L123 261ZM222 262H221V264H223ZM252 262H254V261H252ZM262 262H264V261H262ZM93 263H94V261L91 264H93ZM127 263L128 264L129 263L133 264L132 260H131V262H127ZM163 263H165V262H163ZM201 263H203V262H201ZM229 263H231V262H229ZM229 263H227V264H229ZM29 264H30V262H29ZM33 264H37V261H36V263H33ZM75 264H77V263H75ZM104 264H106V262ZM109 264H111V263H109ZM119 264H122V263H119ZM197 264H198V261H197Z\"/></svg>",
    "mask_w": 264,
    "mask_h": 264
},
{
    "label": "rangeland",
    "instance_id": "374dc122",
    "mask_svg": "<svg viewBox=\"0 0 264 264\" xmlns=\"http://www.w3.org/2000/svg\"><path fill=\"white\" fill-rule=\"evenodd\" d=\"M20 1H21V2H20ZM43 1L46 3V4H44L45 7H44L43 4H42V3H44ZM46 1H47V0H38V2H37V0H36V1H34V0H19V1H17V0H16V1H15V0H8V3L10 2V3L8 4V3H7V0H6V1H4V4H5V2H6V4H5L6 6H5V8H4V7L2 6L3 2H2V0H0V7L2 6V8L5 9V10H7V11H8V10L11 11V10L13 9L12 12H9V11H8V13H6V14H5V13L3 14L4 11H1V10H0V11H1V12H0V13H1L0 16H1V17L3 18V20H4L3 22L0 21V23H1V24L3 23V26H4V25L8 24L10 21L12 22L13 19L16 17L17 19L15 18L14 21H19V22H20L21 20H23V21H21V25H26V26H28V25L31 26V25H32V27L35 26L36 24H37L36 27H39V26L42 25L43 23H44V25H45V24H46V25H52V24L55 23V22H54V18H56L57 16L54 17V15H53L55 11H52V10H55V9L52 8L51 4H49L50 0H49V2H48V1L46 2ZM12 2H14V6H13V3H12ZM15 2H17V3H19V4L16 3V5H15ZM29 2H30V3L33 2V4H30ZM39 2H40L39 5H42V6H40V8L36 5V3H39ZM11 3H12V4H11ZM47 3H48V4H47ZM75 3H76V4H75ZM75 3H74L75 5L72 4V5H71L70 7H68V8H70V10H72V11H73V10H77L78 8H79L78 10L83 9V8H84V10H86L87 8H85V7H88V8H89V6H90V5H89V6H85L86 4H85V3L83 4V2H81V1H80L79 3H77V2H75ZM101 3H104V4H103L104 7H103V5H102ZM101 3H100V4H101L102 6H101L99 3H97V5L99 4L100 7H102V8H99V7H98L99 5H98V6H97V5H95V6L92 5V6H93L92 9H91V6H90V9H87V10H90V11H87V10H86L87 12L90 13V16L88 15L89 13H87V14L85 13L86 11H84V10H80V13H78V15H80V16L82 15V16H83V14L85 13L84 16H86V15L89 16V17H88V16L85 17L86 19H84V18L82 19V17H81V21H83V20L86 21V20H90V19L93 20V19H92V18H93V17H92V16H93L92 14H94V20H95V19L97 20L96 16L99 15V14H100L99 16H101V17H103L104 15L107 16L105 13H103V12H105L106 10H107L108 12H111V10L114 11V9L109 8L110 6H109L107 3L103 2V1H102ZM10 4L12 5V6H11L12 9L10 8ZM28 4H30L31 6H29ZM77 4H79V5L82 4V6H84V7H81V5L78 6ZM17 5H18L19 7H18ZM20 5H22V6L24 5V7H21ZM33 5H35V6H33ZM47 5H50L51 8L48 6L50 9L47 8L45 11H46L47 14H48V12H49L50 15H51V13H53V14H52L53 17H50V18L53 20L52 22H51V19L48 18L50 15H49V14L46 15L45 12L43 11V10L46 8ZM76 5H77L78 7H77ZM87 5H88V4H87ZM16 6H17V9H18V10H16ZM32 6H33V7H32ZM73 6H76V7H73ZM96 6L98 7V9L96 8ZM108 6H109V7H108ZM7 7H8L9 9H8ZM14 7H15V8H14ZM25 7H26V8H25ZM35 7H36V8L38 7V9H35V10L32 9V8H35ZM42 7H43L44 9H42ZM80 7H81V8H80ZM2 8H0V9H2ZM68 8H66V9H68ZM71 8H72V9H71ZM76 8H77V9H76ZM106 8H109V10H110V9H111V10L109 11V10L106 9ZM3 9H2V10H3ZM40 9H41V11H42L43 13L40 11ZM101 9H102V10H103V9H106V10H103V12H101V11H102ZM19 10H20V11H19ZM26 10H27L28 12H27ZM29 10H30L33 14H32ZM49 10H51L52 12L49 11ZM91 10H93V11H92L93 13H91ZM99 10H100V11H99ZM13 11L15 12L14 15H12ZM17 11H19V13H18ZM35 11H36L37 13H36ZM38 11H39V12H38ZM81 11H84V12H81ZM94 11H95L96 14L94 13ZM107 11H106V12H107ZM5 12H6V11H5ZM24 12H25V13H24ZM29 12L32 14L31 16H33V17H32L33 19L30 18V16H29L30 13H29ZM50 12H51V13H50ZM97 12H98V13H97ZM100 12H101V13H100ZM10 13H11V14H10ZM27 13H28V14H27ZM35 13H36V15H35ZM82 13H83V14H82ZM2 14H3V16L5 15V16H4L5 18L2 16ZM8 14H9V15H8ZM17 14H20V16L17 15ZM21 14H22V19L18 20L19 18H21ZM24 14H25V15H24ZM44 14H45V15H44ZM101 14H104V15H101ZM108 14H109V13H108ZM10 15H11V16H10ZM27 15H28V17H29L30 19H32V21L35 20L36 22H35V21L32 22L31 20H29V18L26 17ZM34 15H35V16H34ZM38 15H39V17H38ZM55 15H56V14H55ZM6 16H7V17H6ZM12 16H13V17H12ZM14 16H15V17H14ZM23 16H24V17H23ZM42 16H43V17H42ZM47 16H48V17H47ZM80 16L77 17V19H78L79 22L77 21V19H75V23H76V22H77V23H76V24L73 23V24H74L73 26H75V25L77 26V24L82 25L83 22L80 21ZM1 17H0V20L2 19ZM18 17H19V18H18ZM35 17H36V19H35ZM37 17H38V20H37ZM91 17H92V18H91ZM97 17H98V16H97ZM8 18H9L10 21L8 20ZM10 18H11V19H10ZM23 18H25V20H24ZM40 18H41V20H40ZM26 19H27L29 22L26 21ZM47 19H48V20H47ZM56 19H58V17H57ZM56 19H55V21H56ZM6 20H7V21H6ZM39 20L41 21V23H40ZM42 20L45 21V22H42ZM5 21H6V22H5ZM46 21H47V22H46ZM48 21H50V22H48ZM85 21H84V22H85ZM4 22H5V23H4ZM11 22H10V23H11ZM22 22H23V24H22ZM26 22H28V23H26ZM38 22H39V25H38ZM24 23H25V24H24ZM33 23H36V24H33ZM1 46H2V48H4L5 50H4V49H1ZM5 47H6V46L3 45L2 43L0 44V50H3V51H0V53H2L4 56H5V55H6V56L8 55V56H10V58H9L8 56H7V57L5 56V58H2V56H3L2 54H1L2 56H0V63H2V65H0V69H1L0 74H1V77H2V76H5V74L7 73V72H6V69H7V68H10V67H11V68H13V67L15 68L16 65H17V67H19V66H21V64H23V63H19V62H23V61L25 60L24 57H23V59H22L21 57H19V55H18L19 52H20V53H23L22 55H25V56L28 54V53H26V52H25L26 54H24V50L22 51L21 49H18L19 51H17V48H16L15 50H16L17 52H16L15 50H14L15 52H13V51H11L12 49H11L10 46H7L6 48H5ZM190 49H191V48H190ZM6 50H7V51H6ZM8 51H9L10 54H11V53H13V54L16 53V55H15V54H14V55H13V54L9 55ZM21 51H22V52H21ZM4 52H5V53H4ZM6 52H7V53H6ZM237 53H238V56H237V54L234 52V54L237 56V58H238L239 56H240V57L237 59L238 61H237L236 63H237V64H240V65L243 66L244 63H245V60L247 61V58L244 59L243 56H241V55H242V52H241V51H240V52L237 51ZM230 54H231V55H230ZM234 54H233V53H229L230 57H229V59H228L227 62L230 63V64H229L230 66L233 65L234 67H236L235 62H233V60H231V59H235V58H236V56L233 58V55H234ZM239 54H240V55H239ZM17 55H18V57H17ZM4 56H3V57H4ZM11 57H12V58H11ZM28 57H29V55H28ZM1 58L3 59V61H4V59H5L4 63H5V62H7V63L3 64V61H2ZM7 58H8L9 60L12 59L14 63H13L11 60H10V62H9V60L6 61ZM13 58H14L15 60H14ZM230 58H231V59H230ZM17 59H18V61H17ZM243 59H244V62L242 61ZM20 60H21V61H20ZM235 61H236V60H235ZM240 61L243 62V63L241 64ZM8 62H9V63L12 62L14 65H13V64H9ZM7 64H8V65H7ZM245 64H246V63H245ZM260 64H261V66H262V63H261V62H260ZM260 64H258V65H260ZM12 65H13V66H12ZM1 66H3V67L5 66V67H7V68L2 70L3 67L1 68ZM8 66H10V67H8ZM244 66H245V65H244ZM5 67H4V68H5ZM240 67H241V66H240ZM3 73H4V74H3ZM42 84H43V83H42ZM42 84H41V85H42ZM37 85H38V84H37ZM34 86H36V83H35ZM200 86H202V84H201ZM133 93L135 94L136 92L134 91ZM133 93H132V94H133ZM227 97H229V96H227ZM213 100H214V99L210 100V102H211V103H210V106H211V108H217V107H214V105L217 106V105H216L217 102H216V101L214 102ZM215 100H216V99H215ZM224 100H225V99H224ZM229 100H230V98H229ZM220 101H221L220 103H219V101H218L219 105L225 102V101H223V98H222V99L220 98ZM222 101H223V102H222ZM231 104H232V103H230V102L228 103V105H230V106H229L230 108H227V107H228L227 103H226V105H224V106L221 105V106H222V107H221V108H222L221 111L223 112V114H224V111L226 110V111H225L226 113L223 115V118H224V119L221 118L222 113H221V114L219 113L220 115L217 116V117L220 116V118H221L220 121L223 120V122L221 121L222 123L225 122V118H226V120H227V119L229 118L228 116H230V115H227V113H229V112L231 113V111H229V110H231V107H232ZM225 106H226V107H225ZM223 107H224V111H223ZM219 109H220V108H219ZM227 109H228V110H227ZM133 112H134V111H133ZM133 112H132V113H129V114L127 115L128 117L126 116V117H127V118H126L127 120L124 119V120L121 121V123L124 121V123H123L124 125L122 124V126H123L122 129H120L121 126H119V128H117V129H119V131L123 130L125 127L128 126V124H130V122H128V121L132 120L131 123H133V122L136 121V120H135V119H136V115H135V114H136L138 111H136V113H135V112L133 113ZM132 114H134V115H132ZM226 115H227V116H226ZM128 118H129L130 120H128ZM227 121H228V120H227ZM227 121H226V122H227ZM127 122H128V124H127ZM221 122H220V123H221ZM121 123H119V124H121ZM125 123L127 124L126 126H125ZM218 123H219V122H214V125H218V126H219ZM119 124H118V125H119ZM224 124L226 125V123H224ZM200 126H201V125H200ZM199 128L201 129V127H199ZM199 128H198V133L201 132V131H199V130H200ZM201 130H202V129H201ZM203 130H204V129H203ZM85 132H86V131H85ZM196 132H197V131H196ZM224 132H225V131H224ZM202 133H203V132H202ZM81 134H82V133L79 134L80 137L83 135V134H82V135H81ZM224 134H225V133H223V135H220L221 137L223 136V139H224V137L226 136V134H225V136H224ZM79 135L76 134V137L79 136ZM158 137H161V138H159V139H162V134H161L160 136H158ZM230 138H231V137H230ZM204 139H205V138H204ZM221 139H222V138H221ZM225 139H226V138H225ZM233 139H236V137H235V138L232 137V140H233ZM203 141H205V140H203ZM229 141H230V139H229ZM229 141H226V140H225V141H223V142L226 143V142H229ZM237 141H238V140H237ZM66 142H68V141H65V143H66ZM69 142H70V141H69ZM69 142L66 143V144H65V143H62L63 147H62V145H60L62 148L60 149V146H59V147H58L59 149H57V151L52 150V151H54V153H53L52 151H50V155H49L48 157H45V158L48 159V160L45 159V161H46V162L48 161V163H46L45 161H43V162H42L43 164H42V163L39 164V166H40V165H41V166L44 165V169H43V171H45V172H43V173H44L45 176H43V173H42V175H41V176H43V177L39 176V177H41L40 179H42V180H41L42 183H41V182H38V181H40V180L37 179V182H38L37 184L41 183V184H42V185H41L42 187L40 186V188H39V186H38L37 184H34V186L31 185V186H32V189H30L31 187H29V189H30L31 191H30V190H26V191H28L29 194H30V193L32 194V195H29L30 197H31V196L34 197V198H33V197L29 198V201H30V202L28 203V205H29V207L27 206L28 208L25 207V208H21V209L18 208V209H17V207H24V206H25V205L22 204V201H19V203L16 202V204H15V202H14V203L11 202L12 205H11L10 208H8V207H9V205H10L11 203H8V205L6 204V206H7V208H8V209H6V206H5V202H6V200L3 201L4 198H0V202H1L2 204H4V206H5V207H4V206L1 205V203H0V213H1V214H0V217L2 218V219L0 218V220H1V222H0V226H1V224H2V226H3V227H2V226L0 227V232H2V233H0V234H1L0 236H2L3 238H6V239H3V238H2L3 240L0 239V240L3 241V242L0 241V243H1V244L4 243V244L6 245V244H8V242L11 240V241L9 242L10 245H9V244L6 245V246H8V247H6V248H5V245H1V244H0V247H1L0 249H1V251H2V248H3L2 246H4V248H3V252H0V253H2V254H1L2 256L0 255V256H1V257H0V261H1V262L3 261V256H4V255L6 256V254H7V256H8L9 254H18V253H19V254L25 256V258H26V262H25V263H27V264H29V262H30V264H31L32 262H33V263H36V261H37V264H38L39 262H40L39 264H43V263H44V264H48V263L43 262L42 259H40V258H44L45 255H46V253H47V256L50 257V259H53V260H50V259H48V257H46V259H45L46 262H48V261L50 260L49 263L54 264V263H55L54 260H55V261L60 260V258H61L62 255L64 256V254L69 253V250H70V252H73V250H76V249L80 250V249H81V251H79V254H78L77 256H78V258H80L79 256H81V254H83L82 256H84V257H81V258H80V261H81V262L79 261L78 258H77L78 260L75 258L76 260L74 259L75 261H73L74 263L72 262V264H75V263H77V264H88L89 262H87V261H90V264H91L93 261H94L93 264H96V263L98 264V262L101 261V260H105L106 264H109V263H111V264L113 263V264H114V258H113L114 256H113V255H114L115 253H117L118 250H119V251L122 250V251L120 252V254L117 253L118 255H115V258H116V259L118 258L117 260L115 259V261H116L115 264H119V263H122V264H123V263H124V264H128L127 262H131V260H132L133 264H138L139 261L136 260L137 258H135V255H136L137 257H139V258H138L139 260H141L140 258L143 259V256H145L146 254H149V256H148V255L145 256V257H146L145 259H147V258L149 259V260L147 259L148 263H147V261H146L145 259H143V260L140 261L141 263H139V264H145V262L143 263V261H146L147 264H151L152 262H153L152 264H158V262L156 263L154 260L151 262V260H152V259H155L154 257H157V256H158V252H159V251H158V246H159V247L161 248V251H164V249H165V251H164L163 253H162L161 251L159 252V253H161V254H164L165 252L167 253L168 251H167L166 249L170 250L172 253H174V255H175V253H176L175 256H177V257H176L175 259H174L173 255L171 254L170 251H169L170 253L168 252L169 254L167 253V255H169L168 258H169L170 256L173 257L172 259H171V257L168 259V260H170V263H171V260H172V261H173V260L176 261V259H177L176 262L174 261L176 264H178L179 262H180L179 264H197V261H198V264H204V263H205V264H213V263H214V264H219V263L221 264L222 261H220V259L222 258L221 260H223V257H224V261L222 262L223 264H224V263L227 264V263H229V262H231V263H229V264H238V263H239V264H243L244 262H245L246 264H250L252 261H254V262H252L251 264H253V263H254V264H256V263H257V264H259V263H260V264H261V263L264 264V262H262V261H264V259H262V261L260 260L262 257H264V255L261 256V254H264V247H262V246H264V244H262V243H264V240H262V239H264V238H261V237H264V235L261 236V234H264V233H261L262 230H264V213H262V212H264V210H260L262 207H264V205H262V206L259 205V204H261V202L264 203V198H262V197H264V187H262V185H264V184H262V181H264V180H262V179H264V175H262V171H264V167H262L261 169L258 168V167H261L262 164H264V162L260 161L259 165L255 163V165H256V170L258 169V171L260 172V174H258L259 172L256 173L255 165L253 164L255 161L258 163V161H259V160H262V158H264V157L261 156L262 158L260 157V159H259V156L256 154V153H257V151H256L257 149H256V148L251 147V146L248 147V146H247L246 144H244V143H241L239 146L242 147V146H243L242 144H244V145L247 147V149H246L245 146H243V147H245V148H243V147L241 148V147H239V146L237 145V144H239V143L235 141V143H234V142L230 143V147H231V145H232V147L234 146L233 148H235V149L231 148L230 150H231V151L234 150L233 152H235V150H236L237 147L241 149V150L238 149V150L241 151V152H238V151H237L238 153L235 152V156H234V157H235V162H234V158H233L234 153L232 152L233 154H232V153L230 154V152H231L230 150H227V151H230L228 154H226L227 151H225V153H224V152H222V153L219 152L220 154L218 153V158L215 159V160L218 161V159H219L220 156H221V158H220V160H219V164L222 163V164H221L222 167H221V165H220V167H221L220 169H222V168L225 166V164H228V166H230V167H229L230 169L227 168V169H229V170L225 171V172L227 173V176L229 175V173H230V176H231V178H228V179H229V180H228V181H229V186H228V182L225 181V180L227 179V177L224 176V174L220 173L221 176H222L225 180H224L222 177H220V176L217 178V180L220 181V182H218V184H219V183H220V184H223V185H221L220 187L226 188V190H225V191H227V192H226V196L228 195V190H230V188H231V187H230V182H231V181H232L231 183L234 182L233 184H235V183L237 184V183H238L239 185H241L244 181H246V180H242L243 182L240 181V180H241L240 178H241V176H242V173H241L240 171H242V170L238 169L239 167H240L241 169L244 170V174H243V175H244V179H245V175H247V176H251V175H250L251 173H250V174H245V173H249V172H252V174H253V173H256L259 177L256 178V177H255L256 175L254 174V175H253V176L255 177L254 182L258 183V180H260V183H258V184H259V186H260V185H261V186L259 187L258 184H257V185L255 184V185H256V186H255V187H256V190H255V188L252 189L253 193H252V191H251V189H250L251 185H250V187H249V182H248L247 185H246V182H245V184L243 183L244 186H245V185L248 186L247 188L250 189L249 192L252 193L253 197H252L251 193H250L251 196L249 195L248 190H246L247 188L238 192L237 190H238L239 187H240V186L238 187V184H237V185L235 184V186H237V187L231 189V190L234 189L233 192L230 190V192H229L230 194H229V195H230L231 197H230V196H227V197H226V196H225V193H223V192H221V193L217 192V194H216V191H214V192L211 191V192H210V193H212V195H211V194L209 193V191H208V193H207V189L204 188V187H205V186H204V182H203L204 179H203L200 175H198V176L196 175V176H194V178L196 177L198 180H199V179H201V180L198 181V180L195 178L194 181L197 180L196 182H198V183L201 181V182L199 183L200 186L198 185V183H196V184H194V185L192 186V189H194V188H196V187L199 186L200 189H201V188H202V189H205L204 191H206V193H207L208 195H211V197L214 196V198H213V197L210 198V196H207L206 193L202 190L203 193H202V192H201V193L203 194V196H204V194H205V196L207 197V199H205V200H206V203H207V202H208V203L205 205V203L203 202V201H205V200H203V199L205 198V196L201 198L202 194H201V196H199L200 198H197V197H196L197 201H200L199 199H201V202H202V204L204 205V206L202 205L203 208H201L202 206H201V203H200V205L197 204V205H195V206H194V205L191 206V207H193L194 211H193V210L191 211V208H190V206H189V207H187V209H185V210L183 211V213H181V214H176V215H174V217H173V214L169 215V216H171V217H170V220L168 219L169 217L167 216L168 218L166 217V219H165V221L168 219V222H169V223L167 222L168 225H169V227L167 228L168 225H164V224L166 223V222L164 223V221H163V222H159V221H158V224H157V217H159V216L162 214V212H164L163 209L166 210V209H169V208H170L169 205H168L165 201H164V203H163V199H164L165 197H162V196H161V198L158 199V200H159V203H158V200H157L156 198H159L160 195H157V197L152 195L153 199H152L151 195H150V196L148 195V196L146 197V195H147L146 192H150V191H148V189H147L148 187L145 189L146 186L144 187L143 185L140 184L141 180H138V179H140L138 174L144 172V171H142L141 169H139L140 164H142V163H143V160H144L141 156H139V153L142 152V151H140V149H138L140 152H139V151L136 152L137 149H134V151H135L137 154H136L135 152H133V151L131 152V154L134 153L136 156L132 154V157L129 158L127 161L124 162V163H127L130 167H131L132 165H134L133 172H132L133 174H131V175H129V176L126 177L128 182H127V181L125 182V179H126L125 176L123 177L124 179H123V178H120L119 183L116 182V180L119 179V177H118L119 174H118V173H120V177H121V174H122L121 172H118V171H121V170H119V168H118V170L115 169V170L110 171L109 173H105V174H111V175L114 174V175H112V176H113V177L116 176V180H114L115 178H111V177H112L111 175H110V176H111V177H110V176H108V175L105 176V174H103V176H101V177H99V176H100V175H99V176H98V179H96V180L94 179V180L97 182V181L99 180V178H100V180H101L102 177H104V178L106 177V179H108V182H106L107 180H106V179L104 180V178H103L104 181L101 180V184L103 183V186H102V185H99V182H100V181H98L97 184H96V183H94V181L92 180V178H97V176H96V177L90 176V177H92V178H91L92 181H91L90 179H86V180L83 179V177H84V178H90L89 175H88V176H87V175L85 176V172H86V171H85V169H84L86 165H87L86 167H89V166H88V165H89L88 161L90 162V160H91L90 164H91V163H94V164H92L93 166L90 165V168L92 167L91 169H93V168H95V167L98 166L97 163H99V156H100V155H99V156H96V155H98L100 152L94 151L95 149H90L89 151H88V150L83 151V150H81V149L78 150L77 148H75V146L73 145V143H69ZM209 142H210V144H209ZM223 142H222V143H223ZM206 143H208V147H209V145H211V141H210V140H208ZM236 143H237V144H236ZM67 144H70V145L72 144V145L70 146V145H67ZM203 144H205V143H203ZM235 144H236V145H235ZM65 145H66V146H65ZM64 146H65V148H64ZM68 146H69L70 148H68ZM66 147H67V148H66ZM202 147H203V146H202ZM206 147H207V144H206V146L203 147V148H206ZM208 147H207V148H208ZM248 148L253 149V150H252V151L250 150V153H249V151H247V150H249ZM68 149H70V152H69ZM242 149H243V151L245 150L246 152H245V153H242V152H243ZM254 149H255V150H254ZM66 150H67V151H66ZM91 150H92V151H91ZM62 151H63V154H62ZM65 151H66V153H67V152H69V153L66 154ZM72 151H74V152L76 151V152L74 153V152H72ZM82 151H83V153H82ZM87 151H88V153H89L90 155H89L88 153H87V155H86L85 152H87ZM51 152H52L53 154H52ZM78 152H79V153H78ZM80 152H81V154H80ZM251 152H253V153H251ZM55 153H56V155H55ZM57 153H58L59 155L61 154L60 157H59V155H58ZM71 153H72L73 155H72ZM84 153H85V154H84ZM91 153H92V154H91ZM173 153H176V155H175V154L171 155V154H172V152H171V153L169 154V155H171V156H169L168 154L165 155L164 152H163V153H161V155H160L159 158H157V157L154 158V157H153V158H150L149 161H148V162H149V165H150V163H151L152 160H153L151 170H154V169H157V168H158V170L161 169L160 172H161V173L163 172V173H162L163 176H162V174L160 173L162 179L165 178V177H164V173H166V171H167V170H166V171L164 170V167L167 166L166 169H168V167H169V169L171 168V170H174L173 167H174V168H175V167H176V168L179 167L180 164H181L180 167H183L182 165H183V162H184V161L181 163L182 160H185V159H183V158H186V160H187V157H188V159L190 158L189 155L186 157L184 154H183V155H184V157H183V155L180 154V153H178V151H173ZM198 153L201 154V151L198 150V152L196 151V152H193L192 154L190 153L191 158H192V157L194 158L195 155H196V157L200 156V154L198 155ZM239 153H241V154H239ZM246 153H247V155H245ZM248 153H249L251 156H249ZM51 154H52V155H51ZM64 154H66V155H64ZM69 154H70V155H69ZM74 154H76V155H74ZM77 154H78V155H77ZM83 154H84L85 156H84ZM223 154H225L224 157H223V160H224V158H228L226 155H229V156H230V157L228 158V160H227V159L224 160V161L227 160L226 163H224V161L222 160V155H223ZM242 154H243V155H242ZM53 155H54L55 157H54ZM71 155H72V157H70ZM82 155L85 157V159H84V160L82 159V162H80V161H81L80 158L83 157ZM137 155H138V156H137ZM162 155H163L164 157H163ZM179 155H180V157H179ZM197 155H198V156H197ZM219 155H220V156H219ZM253 155H255V157L258 156V158H255ZM63 156H64L65 158H64ZM66 156H69V157L72 158V159H70L69 157L67 158ZM74 156H78V157H75L76 159H75L74 162H73V158H74ZM93 156H94V157H93ZM95 156H96L97 161H98L97 163H96V158H95ZM166 156H167L168 158H167ZM181 156H182V157H181ZM231 156H232V160H233V161L231 160ZM53 157H54V158L57 157V158L54 159ZM79 157H80V158H79ZM84 157H83V158H84ZM87 157H89V158L87 159ZM169 157H171V158H169ZM172 157H174V159H173ZM177 157H178V158H177ZM236 157H237V159L239 158V161L236 160ZM243 157H245L246 161H245V159H244ZM248 157H249V158H248ZM251 157H252V158L254 157L255 159L253 158V159H254V160H253ZM49 158H50L51 160H50ZM60 158H61V160H60ZM66 158H67L69 161H67ZM91 158H92V159H91ZM94 158H95V159H94ZM133 158H134V160H138V164H137V161H135L136 163L133 162ZM160 158H161V159H160ZM162 158H163V159H162ZM164 158H166V159L164 160ZM176 158H177V159H176ZM180 158H181L182 160H181ZM242 158H243V159H242ZM247 158H248V159H247ZM250 158H251V159H250ZM62 159H63V160H62ZM65 159H66V161H64ZM89 159H90V160H89ZM141 159H142V160H141ZM154 159H155V160H154ZM158 159H160V160H158ZM167 159H170V161H171V159H173V160L171 161L172 164L169 163L170 161L168 160L169 162H168V161H167V162H168L169 165L166 164L164 167L162 166L163 171H162V168H161V167H160V169H159V166H158V167H157L156 165H154V166H156V167L153 166V164H155V163L157 164V162H160L161 160H163V161L166 162ZM175 159H176L177 162H179L180 164H177V162H176ZM179 159H180L181 161H179ZM229 159H230V160H229ZM257 159H258V160H257ZM49 160H50V161H54V162H55L56 160H58V161H57V164H56V167L54 166V165H55L54 162H50ZM78 160H79V161H78ZM92 160H94V161H92ZM186 160H185V161H186ZM241 160H242V164L240 163ZM243 160H244V161H243ZM248 160H249V161H248ZM250 160H251V161H254V162L251 163ZM62 161H64V162H63L64 164H65V162H66V164H67L68 166L65 164V166H66L65 168H64V167H59V166L62 165V163H61ZM70 161H71V163H69ZM83 161H86V162L84 163ZM129 161H131V162L134 163V164H131ZM139 161H140V162H139ZM150 161H151V162H150ZM154 161H155V163H154ZM213 161H214V160H213ZM217 161H214L213 163L211 162L212 164H211V163H209V164H211V166H214L213 168L215 169L216 164H218ZM221 161H222V162H221ZM228 161H229V162L231 161V163H230L231 165L229 164ZM236 161L239 162L240 165H242V166L247 164V167H248L249 169H246V168H247L246 166H243V168H242L240 165L238 166V165L236 164V163H237ZM44 162H45V163H44ZM59 162H60V164H59ZM76 162H77V166L79 165V163H81V164H80L81 167L78 166L79 169L77 168V166L75 167V165H76L75 163H76ZM78 162H79V163H78ZM167 162H166V163H167ZM216 162H217V163H216ZM246 162H247V163H246ZM261 162H262V164H261ZM49 163L51 164V165H50L51 168H50V166L46 167L47 164L49 165ZM52 163H53L54 165H53ZM55 163H56V162H55ZM83 163H84V165H83ZM223 163H224V164H223ZM233 163H235L234 165L237 166L236 168H234L235 166L233 165ZM239 163H238V164H239ZM64 164H63V165H64ZM70 164H71V165H70ZM73 164H74V167H75V168L72 167L73 169H72V168H70V169H71L72 171H73V170H75V171H73L72 174H75L74 172H76L77 170L79 171L80 174L72 175V174H69V173H68V172L71 173V170L68 169V168L71 167ZM95 164H96V165H95ZM127 164H126V166H127ZM130 164H131V165H130ZM170 164H171V165H177V166H171ZM219 164L217 165L218 167H219ZM260 164H261V165H260ZM45 165H46V166H45ZM58 165H59V166H58ZM63 165H62V166H63ZM124 165H125V164H124ZM136 165H138V166H136ZM149 165H147V166H148V167H151V165H150V166H149ZM178 165H179V166H178ZM251 165H253V166L251 167ZM94 166H95V167H94ZM135 166H136V169H135ZM207 166H208V165H207ZM233 166H234V167H233ZM249 166H250L252 169L254 168V172L250 169ZM52 167H53V168H54V167L57 168V169H58V170L56 169L57 172L54 171V169H52ZM127 167H128V166H127ZM218 167H216V168H218ZM226 167H227V166H226ZM232 167H233V168H232ZM245 167H246V168H245ZM47 168H48V171H46ZM59 168H60V169H59ZM61 168H62V169H65V172L68 170V172H67L68 174H67V173H66V174L69 175V177H68L67 175H66V176H67V178H69V179L62 178V176H65V175H63L65 172H64ZM66 168H67V169H66ZM81 168H83V169H81ZM122 168H123V169H126V167H125V168L122 167ZM128 168H129V167H128ZM176 168H175V169H176ZM224 168H225V167H224ZM224 168H223V170H221L220 172L224 171ZM244 168L247 170V172H246V170H245ZM50 169H51V170H50ZM80 169H81V170H80ZM138 169H139V171H140V170H141V171H140V172L137 171ZM169 169H168V170H169ZM210 169H212V168H210ZM218 169H219V168H218ZM220 169H219V170H220ZM231 169L233 170L232 173L230 172ZM234 169H235V170L237 169V170L235 171V173H233V172H234ZM59 170H60V171H59ZM89 170H90V169H89ZM134 170H135L136 173L134 172ZM219 170H218V171H219ZM225 170H226V168H225ZM248 170H250V171H248ZM261 170H262V171H261ZM50 171H51V172H54V174L52 173L54 176L50 173ZM78 171H77V172H78ZM81 171H83V173H81ZM87 171H88V170H87ZM116 171H117L118 173L115 174ZM215 171H216V169H215ZM218 171H217V172H218ZM237 171H239L241 174H240L239 172H237ZM46 172L48 173L47 175H48L49 177L46 176ZM59 172H60V173H59ZM111 172H112V173H111ZM137 172H138V174H137ZM167 172H168V171H167ZM236 172H237V173H236ZM242 172H243V171H242ZM49 173H50V174H49ZM57 173H58V174H61V173H62L61 175H59V179L61 178V181H59L58 176H57ZM134 173H135L137 176H136ZM223 173H224V172H223ZM83 174H84V175H83ZM233 174H234V175L236 174L235 176H237V175L240 174L241 176L239 175L238 177H240V178H237V179H236L235 176H234ZM50 175H51V177H50ZM55 175L57 176V179L55 178V177H56ZM71 175L74 176V177H72ZM81 175H82V176H81ZM134 175H135L136 177H135ZM160 175H159L158 179H161ZM225 175H226V174H225ZM260 175H261V176H260ZM52 176H53L55 179L52 178ZM66 176H65V177H66ZM75 176H76V177H75ZM131 176H134V178H132ZM232 176H234V178H233ZM247 176H246V177H247ZM45 177H48L49 179H48V178H45ZM78 177H79V178H78ZM109 177H110L111 179H109ZM129 177H130V178H129ZM163 177H164V178H163ZM198 177H199V178H198ZM200 177H201V178H200ZM43 178H44V180H43ZM76 178H78V180H75ZM81 178H82V179H81ZM150 178L152 179V177H150ZM219 178H222L224 181H223L222 179H219ZM247 178H248V177H247ZM247 178H246V179H247ZM250 178H251V179H250ZM252 178H253V177H249L248 181H250V180L252 181V180H253ZM259 178H260V179H259ZM53 179L56 180V182H52V181H54ZM62 179H63V181H64L63 183H62ZM64 179L67 180L68 182L65 181ZM72 179H73V181H72ZM80 179H81V180H80ZM121 179H122V180H121ZM131 179H132V180H131ZM133 179H136V180L133 181ZM162 179H161V180H158V184L161 183V182L163 183V181H166V180H168L169 178H168V179L166 178V179H164V180H162ZM230 179H231V180H230ZM233 179H236V180L234 181ZM238 179H239V181H237ZM242 179H243V178H242ZM256 179H257V181H256ZM45 180H50V181H47V182H50L51 185H50L49 183H47ZM57 180H58L59 182H58ZM74 180H75V181H74ZM79 180H80V182H81L80 184H79V182H77V181H79ZM83 180H85V182L87 183V186L84 184V186L87 188V191H85L86 188L82 187V186H83L82 183L84 182ZM87 180H88V181H87ZM109 180H111V181H109ZM123 180H124V181H123ZM130 180H131V181H130ZM149 180H150V179H149V177H148V180H147V181H149ZM43 181H44V182H43ZM70 181H72V182H71L72 184L76 185V183H77L78 185H77V186H72V184H70L72 187L70 186L69 189H68V187H66V186H67V185L69 186ZM102 181H103V182H102ZM113 181H114V182H113ZM135 181H136V182H135ZM139 181H140V182H139ZM159 181H160V182H159ZM236 181H237V182H236ZM251 181H250V182H251ZM60 182H61L62 184H64V185L66 184V186H65L66 190H65V188L63 187L64 185L62 186V184H59ZM66 182H67V183H66ZM73 182H74V183H73ZM85 182H84V183H85ZM91 182H93L94 184H92ZM109 182H110V183H109ZM111 182H112L113 184H115V185L117 184V186H118V185L120 186V184H121V186H120L121 189L119 188V186H118V187H117V186L115 187ZM122 182H123V183H122ZM124 182H125L126 184H125ZM131 182H132V183H131ZM133 182H134V183H133ZM138 182H139V185L137 186ZM223 182H226V183L224 184ZM241 182H242V183H241ZM254 182L251 183L253 186H254ZM35 183H36V182H35ZM46 183H47L48 185H46ZM53 183H54V184H53ZM57 183H58V184H57ZM104 183H105V184H104ZM107 183H108V184H107ZM135 183H137V184L135 185ZM201 183H203V186H204V187L201 185ZM44 184H45L46 186H45ZM91 184H92L93 186H95V184H96V186H98L99 188H100V186H102L103 188L101 187L100 190H101V189H102V190L104 189L103 191H105V189H106V191H105L106 194H105L104 192H103L104 194H103V193L100 194L99 192H101V191H100V190H99V191L97 190V189H99V188H97V189L94 190V188H95L96 186L93 188ZM122 184H124V188H123V185H122ZM127 184H128V185L130 184L129 187H128ZM158 184H157V186H156L157 188L160 187V184H159V186H158ZM220 184H219V185H220ZM226 184H227L228 187L225 186ZM39 185H40V184H39ZM55 185H57V186H58V185H61L60 188H58L59 186L57 187V188H58V189H57L58 191L55 189V187H56ZM89 185H91V186H89ZM112 185H113L115 188H114ZM125 185H126L127 188H125ZM131 185H132V186H135V187H132ZM155 185H156V184H155ZM197 185H198V186H197ZM231 185H232V184H231ZM48 186H49V188H51V189L53 190V192H54V191H55V192L53 193L52 190L49 191V190H48V189H49ZM50 186H51V187H50ZM54 186H55V187H54ZM78 186H79V188L81 187L80 189L83 191V193H82V191H81L80 189L76 188V187H78ZM88 186H89V189H88ZM104 186L107 187V188H105ZM108 186H109V187L111 186V189L113 188V190H111ZM130 186H131L132 188H131ZM139 186H140L142 189H140ZM201 186H202V187H201ZM241 186H242L243 188L246 187V186L244 187L243 185H241ZM253 186H252V187H253ZM257 186H258V187H257ZM33 187H34V188H33ZM46 187H47L48 189H47ZM52 187H53L55 190H54ZM62 187H63L64 189H63ZM73 187H74V188H73ZM199 187H198V189H199ZM229 187H230V188H229ZM232 187H234V185H233ZM242 187H241V188H242ZM252 187H251V188H252ZM36 188H38V191H37V190H33V189H36ZM41 188H43V191H42ZM44 188H46L48 191H47V190H44ZM70 188H71V189H70ZM91 188H92V189H91ZM108 188H109L110 190H107ZM116 188H118V190H117ZM135 188H136V189H135ZM228 188H229V189H228ZM241 188H240V189H241ZM243 188H242V189H243ZM258 188H259V189H258ZM75 189H76L77 191H76ZM115 189H116V191L118 192L117 195L120 194V196H121L122 193H123V194L125 193L126 196H125V195H122V196H124V197L127 198V194H129L128 197H129V196H130V197H131V196L133 197V195L136 194L137 196H136V195H134V196H135V198H137V197H138V198H137V199H134V198L132 199V197H131V198L129 197V198L126 199V198H123V197L121 196V200H120V196H119V198L117 197V195L115 196V194H116ZM125 189H126V191H125ZM138 189H139L140 192H141V191H144V192L146 191V192H145L146 195L144 194V192H141V194H142V196H141V194L139 193V191H137ZM196 189H197V188H196ZM198 189H197V190H198ZM240 189H239V190H240ZM39 190H40V193H43V192H44V195H45V194H46V195L44 196L43 194H41V196H42V195H43V196H42V197H39V196H40V195H39ZM59 190H62V193H63L64 190H65V192L68 190L69 192L67 191V195H70V196L72 195V192H74L73 195L71 196V197H72V200H71V201L69 200V203H68V199H71V197L69 196L70 198H68V196H66V194H65V196L67 197V198H65L64 193L62 194L61 191H59ZM70 190H72V192H70ZM73 190H75V191H73ZM88 190H90V191L92 190L93 193H94V195H95V193H96V195H97L98 193L100 194L99 196L97 195V197H96V196H93V193L91 192V194H90L89 196L92 195V196L94 197V200H93L94 202L91 201V199H93V197H91V199H90V197H89V199H88V196H86V195H88V193L90 192V191H88ZM96 190H97V191H96ZM131 190H132V191H131ZM158 190H159V188H158ZM26 191H25V193H24V197L28 196V194H27ZM41 191H42V192H41ZM45 191H46V193H45ZM56 191H57V192H56ZM79 191H81V193H79ZM108 191H110V192L113 191V192H112L113 194L111 193V196H112V197H110V193H108ZM194 191H195V190H194ZM235 191H237V193H236ZM245 191H246V192H245ZM254 191H255V192H254ZM256 191H258V192H256ZM32 192L35 194V196H34V194H33ZM47 192H49V193L52 192V195H51V193L48 194ZM87 192H88V193H87ZM119 192H121V193H119ZM134 192H135V193H134ZM136 192H138L139 195H138ZM241 192H243V194H244V193H245V194L247 193L246 195H249V196H247L248 199L245 200V198H246L245 196H246V195L244 194L245 196L242 197V193H241ZM17 193L19 194L20 191H17ZM36 193H38V194H36ZM78 193H79V194H78ZM86 193H87V194H86ZM114 193H115V194H114ZM222 193H223V194H222ZM238 193H239V195H238ZM26 194H27V195H26ZM54 194L62 195V197L59 196V195H54ZM75 194H78V195L81 194V196H79V198H78V195H76V197H77V199H76L75 196H74ZM83 194L86 196L84 199H83V197H84ZM107 194L109 195V197H108ZM231 194H233V195L235 194V196H236V194H237V198H235V200H234V199H233L234 196L231 195ZM260 194H261L262 196H261ZM36 195H37V197H39V201H40V200L43 201V203L40 201V206H41L42 209H43V210H42V209H41V210H42L43 212H41V210L39 209V208H41V207H39V206H37L38 208L36 209L35 204H36V203L39 204L38 199L35 200V199L37 198ZM47 195L49 196V198L51 197V199H55L56 197L59 196L60 198H62V200L64 199L65 202H66L67 204H70V203L73 204L74 201H75L76 203H77V202H78V203H77V204L74 203L73 205H71V208H70V206H67L68 209L70 208V210L68 211L67 209H65V208H67V207L65 206V205H67V204H65V202H63L65 205H62V202H61L62 200H61L60 198H59V199L56 198L55 200H56V202H58V203H57V204H56V202H54V203H55L56 205H58V204L60 205V204H61V205L63 206V208H61V205L59 206V209H62V210L58 212L59 209L57 210V206H56L55 204H51V205H49L52 201H55V200L48 199V197H46ZM104 195H105V197H103ZM106 195H107V196H106ZM155 195H156V194H155ZM179 195H180V194H179ZM219 195H221V196H219ZM254 195H255V197H254ZM257 195H258V196H257ZM54 196H55V198H54ZM73 196H74V197H73ZM100 196H102V198H101ZM113 196H114V197H113ZM140 196H141V197H140ZM143 196H144L145 198H144ZM215 196H216L218 199H217ZM222 196L225 197V198L223 197V200H222V198H221ZM232 196H233V197H232ZM239 196L242 197L241 200H240V197H239ZM3 197H5V196H3ZM43 197L45 198V200L42 199ZM80 197H82L83 200H82ZM99 197H100V198H99ZM106 197H107V198H106ZM150 197H151V198H150ZM249 197H250V198H253L254 200H253V199H250L251 201H249ZM257 197H258L259 199H258ZM32 198H33V200L31 201ZM73 198H74V200H73ZM96 198H97V199H96ZM105 198H106V202H105ZM110 198H111V199H110ZM115 198H116V200H115ZM139 198H140V200H138ZM147 198L149 199V201H150V199H152V201L154 200V204H155V205H156V202H157L159 209H158L157 205H156V207H157V208H156V207L154 206L153 203H152V205H153V206H152V205L150 204L151 201L149 202ZM154 198H155V199H154ZM219 198H221V199L219 200ZM226 198H227L228 200H229L230 198H232V199H230V203H231L232 200H233L232 202H234V203H235V202L239 203V205H238L237 203H235V205H238V208H236V206H234V205H233V207H232V208L235 207L234 210H232L231 208H229V207H230V206H229L230 203L228 202V200H226ZM238 198H239V200H237ZM243 198H244V199H243ZM261 198H262V199H261ZM5 199H6V197H5ZM19 199H20V198H18L16 201H18ZM79 199H80V202H79ZM86 199H88V200L86 201ZM95 199H96V201L99 200V201H97V203H99L100 200H101V204H100V205L97 204V203L95 202ZM107 199H108V200H107ZM113 199H114V201H112ZM117 199H118V200H117ZM128 199L131 200V201H132V200H133V201L136 200V202H137L138 204H139V202H140V204H139V206H138V207L140 208V210L135 209V208H138V207H137L138 204L136 205V203L132 201V202L134 203V204H133L132 202L128 201ZM145 199H146V200H145ZM161 199H162V200H161ZM208 199H210V201H208ZM212 199H213V200H212ZM214 199H216V201H214ZM224 199H225L227 202H226ZM242 199H243V200H242ZM47 200H48V201H47ZM59 200H61V201H59ZM64 200H63V201H64ZM66 200H67V201H66ZM76 200H77V201H76ZM81 200H82V201H81ZM103 200H104V201H103ZM109 200H110V201H109ZM141 200H143L144 203H143V201H141ZM202 200H203V201H202ZM211 200L214 201L213 204H215V205L218 204V205H219V208H218V209H217L216 207L214 208L215 205L213 206V209H217V210H216L217 212H219V210H221L220 207H222V209H223V206L226 205V206H224V207H225L224 209H226V210L229 211V212L226 213L225 210H223L224 212H222V210H221V213H222V214H218V213H217V214H218V218H219L220 220H221L222 218L226 217V216H227L226 214H228V216L225 218V219H227V222H228V223H227L228 228L230 227L231 229H232V228L234 229V227L236 228V227L238 226V224L240 223V225L237 227V228H239L240 226H243L244 223H245L244 226L247 227V228L242 227V229L239 228L240 230L237 229V228L234 229V230H238V232L242 231L243 233L241 234V236H242L243 234L246 235V236H243V240L240 239V243H241L240 245H241V246L237 247V245H239V243H238V240H239L238 238H239V237L237 238V236H236L238 232H237V231L234 232L233 229L231 230V229L226 228L227 226H226L225 223H224V222H226L225 219H223V221H222L224 224H223V223L221 224V221L219 222V221H218L219 219L216 218V217H217V216L215 215V214H216V211L213 212L212 206H210V207H205V206H207V205L209 204V202H210V205L212 204V201H211ZM217 200H219L220 202H217ZM221 200H222V201H221ZM236 200H237V201H236ZM244 200L247 202V204H250V203H252V202L254 201V202H253L254 204H250V205H248V207H250V206L252 207V208H251V207L249 208V210H250L251 212H250L249 210H247L248 207L246 206L247 204L244 203V202H245ZM260 200H262V201H260ZM14 201H15V200H14ZM34 201H35V202H34ZM36 201H37V202H36ZM45 201L48 202V207H46V206L44 205L45 203H47V202H45ZM50 201H51V202H50ZM72 201H73V203H72ZM84 201H85V202H84ZM88 201H91V202H88ZM123 201H124V202L126 201V202L124 203ZM239 201H241V202L244 201V202H242V204H241V202H239ZM256 201H258L257 204H256ZM259 201H260V203H259ZM3 202H4V203H3ZM20 202H21V206H20ZM33 202H34L35 204H31V203H33ZM82 202H84V203L87 204V205H86V206H83L84 203H83V204H80V203H82ZM92 202H93L94 204L96 203L95 206H92V204H93ZM109 202H110V203H109ZM112 202H114V204H113ZM117 202H118V203H117ZM119 202H123V203H119ZM127 202H129V203H131V204L129 205V203H128V205H127V204H126ZM146 202H148V203H146ZM216 202H217V203H216ZM222 202H224V205H223ZM248 202H250V203H248ZM17 203L19 204V206H17ZM41 203H42V204H41ZM90 203H91V204H90ZM106 203H109V204L106 205ZM141 203L144 204V205H143V208H141V207H142V204H141ZM161 203H163V205H162ZM221 203H222V205H221ZM225 203H226V204H225ZM227 203H228V204H227ZM234 203H233V204H234ZM243 203H244V204H243ZM14 204H15L16 206H15ZM38 204H36V205H38ZM85 204H84V205H85ZM88 204L91 205V206L89 205V207H91L90 209H89V207H88ZM115 204H117V205L115 206ZM118 204L121 205V206H122L123 204H126V205H125L126 208H125V206H124V207H123V206L121 207V206H119ZM148 204H149L150 206H148ZM166 204H167V207H166ZM194 204H195V203H194ZM213 204H212V205H213ZM240 204H241V205H240ZM255 204H256V206H255ZM13 205H14V207H15L16 210H15V209H14V210L12 209V208H14ZM30 205H31V206H30ZM43 205H44V208H45V209L43 208ZM54 205H55V206H54ZM76 205H77V206H76ZM102 205H103V207H102ZM140 205H141V206H140ZM160 205H161V206H160ZM218 205H217V206H218ZM253 205H254V207H253ZM1 206H2V207H1ZM33 206H35V210H39V212H40L41 214H42V213H46V214L48 213V215L50 214V219H51V217H52V218H55V220H50V219H49V216H48V219H45V221H44L46 225L41 226L42 223H40L41 225L39 224V226H40V230H39L38 223H39L40 221L43 220V219L40 220V218L43 217V215H46V214H42V216H41L40 213H39L38 211H35V210H34V207H33ZM50 206H52V207L49 208ZM53 206H54L55 208H54ZM64 206H65V207H64ZM99 206H100V208H99ZM109 206H110V207H109ZM112 206H113V207H112ZM114 206H115V207H114ZM129 206H134L135 208H133V207L130 208ZM200 206H201V207H200ZM240 206H241V208L245 206L244 208H247V209L245 210V209L242 208V209H243V210H242V209L240 208ZM260 206H261V208H260ZM32 207H33V208H32ZM75 207H76V208H75ZM78 207H79V208H78ZM81 207L83 208V210L81 209ZM84 207H86V209H85ZM104 207H106V208H104ZM108 207H109V208H108ZM111 207H112V208H111ZM127 207H129L130 210H129V208L127 209ZM198 207L201 208V211H202L201 213H202V214L205 212L203 215L201 214L202 217L200 216V214H199V216H198V214L196 215V213H200V210H199L200 208L197 209ZM257 207H259V208L257 209ZM30 208H31V210L33 211L32 213H28V212H27V211H30ZM47 208L51 209V212L54 211V210H52V209H55L56 213L54 212V214H51V213L47 212V211H49ZM74 208H75L74 212L76 211V212H75V215H76L77 213H78L79 215L82 213L81 217H83V219H84V217L87 218V217H86L87 214H88V217H91V215H92V217H97V215H98L99 219H98V220H95V219H97L98 217H97V218H91L92 220L94 219L93 221H91L90 218H89V219L87 218V219L90 221V222L88 221V223H89L90 225H91V222H92V225H93V226L91 225L92 227H88L89 225H88L87 221L85 222L86 219H84L83 224H84V222H85V224H84L83 226H81L82 223H81V225H79V224H80L81 220H83V219H82L81 217L78 218L79 215H76V216H78V217H76L75 215H72V214L74 213V212H73V209H74ZM77 208H78V209H77ZM101 208H102V210H101ZM110 208L113 209V210H114V208H117V209H115V210L118 211V212H116L115 210H114V212H112L113 210H110V211H109V210H106V209H110ZM120 208H122L123 210H121ZM139 208H138V209H139ZM150 208H152V209H151V212H148V211H150ZM206 208H207V210H205V211L202 210V209H206ZM208 208H209V212L212 210L211 212H213L214 215L216 216L215 218L217 219V222H216V219L213 218L214 215H213V213H211V212H210V213H211V217H212V218H210V215H209L210 213H208ZM210 208H211V209H210ZM228 208H229V210H228ZM239 208H240V209H239ZM253 208H254V210H253ZM26 209H28V210H26ZM63 209H64L65 212L63 211ZM87 209H88V210H87ZM91 209H92V210H91ZM104 209H105V210H104ZM119 209H120L121 212L119 211ZM141 209H142V211L145 209V211H143L144 214H143V212H141ZM154 209H156L157 211L155 210V212H154V211H153ZM195 209H196V210H195ZM235 209H238V210H239V213H238V210L236 211ZM19 210H20V211H19ZM21 210H22V211H21ZM66 210H67V211H66ZM71 210H72V211H71ZM78 210H80V211H78ZM84 210H86V212H85ZM90 210H91V211H90ZM97 210H99L98 213H101V212H102L101 214H102V215L104 214V215H103V216H104V219H103V216H100L101 214H98V213H97ZM100 210H101V211H100ZM135 210H137L136 212H137L139 215H137V213L135 212ZM186 210H188V211L190 210L191 213H188V211H186ZM230 210H231V211H230ZM240 210H242V211H240ZM252 210H253V213H252ZM259 210H260V213H261L262 216L259 214ZM2 211H3V214H2ZM6 211H7V212H6ZM11 211H12V212H11ZM14 211H15V212H14ZM23 211H24V212H23ZM25 211H26V212H25ZM34 211L37 212V213H35ZM87 211H89V213H91L90 216H89V213H87ZM103 211H104V212H103ZM107 211H108V212H107ZM139 211H140V213H141L142 215L139 213ZM190 211H189V212H190ZM196 211H197V212H196ZM198 211H199V212H198ZM203 211H204V212H203ZM235 211H236L237 213H236ZM244 211H245L246 213H245ZM248 211H249V213H248ZM261 211H262V212H261ZM13 212H14L15 214H14ZM16 212H17V213H16ZM22 212H23V213H22ZM30 212H31V211H30ZM57 212L59 213L60 216L62 215V216H64V217H62V216H61V218H60V216L58 217V216H57V215H58ZM61 212H62V213H66V212H67L68 214L66 213V215H65V214H62ZM106 212H107V213H106ZM109 212H110V215L108 214ZM111 212H112L113 214H111ZM115 212H116V213H115ZM127 212H129V214H127ZM131 212H134V213H132L133 215L131 214ZM184 212H185L186 214H185ZM231 212H235V214H236V215H239V216H236L234 213L232 214ZM241 212H243L242 214L245 215L246 217H248V216H249V217H248V218H245V217H243V215L240 216V213H241ZM12 213H13V214H12ZM19 213H22L21 216H23V214H24L26 217L23 216V217H25V218L22 219V217L20 216ZM38 213H39V215H38ZM52 213H53V212H52ZM71 213H72V214H71ZM84 213H85V214H84ZM92 213L94 214V216H93ZM105 213H106V215H105ZM117 213H119V214H117ZM124 213L126 214L125 217H124V215H125ZM149 213H150V214H149ZM152 213H156V214H153L155 217H154V216H151ZM230 213H231V214H230ZM257 213H258V216H261L260 218L256 216ZM6 214H7V215H6ZM16 214H17V215H16ZM27 214H28V216H27ZM29 214H30V215L32 214V216H34V217H32V216L29 217V216H30ZM56 214H57V215H56ZM70 214H71V215H70ZM95 214H96V215H95ZM107 214H108V215H107ZM115 214H116V217H115ZM122 214H124V215H122ZM159 214H160V215H159ZM188 214H190V216H189ZM206 214L209 215L208 218H207V221H205V220H206V217H207ZM246 214H247L248 216H247ZM252 214H253V215H252ZM1 215H4V216H1ZM5 215H6V217H5ZM35 215H36V216H35ZM55 215H56V216H55ZM67 215H68V216H67ZM117 215H119V216H117ZM120 215H121V217H120ZM128 215H129V216H128ZM144 215H145V216H144ZM146 215H147V219H149V217H150L149 220L146 219ZM180 215H181V217H180ZM193 215H196V216H198L197 218H200V219H201V220L198 219L200 222L197 220V223H198V222H199V223H202V224H203V222L208 223V225L204 223V226H203V225L201 226V224H199L202 228L205 227V226H208L210 229H208L207 227H205V228H207V229L205 230V228H204V229H203L204 231L202 232V230H201L200 233H199V230H198V229H202V228H201L200 226L197 225V223H196V219H197L196 216H195L196 219H193V218H192V217H194ZM212 215H213V216H212ZM219 215H224V217H221V218H220ZM234 215H235L236 217H235ZM10 216H12L13 220L15 219L16 222H15V221H12L11 218H10ZM17 216H18L19 219H20V217H21V219H22V220H25V221H22V220L20 219V221L22 222V223L20 224V222H19ZM19 216H20V217H19ZM37 216H38V218H37ZM70 216H71V218H70ZM74 216H75L77 219H76ZM106 216H107V217H106ZM135 216H136V219L139 217V222H138V219H137V223H138V224H139L140 221L142 220L143 216H144L143 219H144V220H147V221H144V220H143L144 222H143V221L141 222V224H140V225H141V228H140V226L136 223V221L134 220V219H135ZM178 216H179V217H178ZM182 216H185V217H182ZM191 216H192V217H191ZM251 216H252V217H251ZM253 216H254V218H253ZM3 217H4L5 219H3ZM14 217H15V218H14ZM27 217H28V220H26ZM39 217H40V218H39ZM45 217H46V216H44L43 218H45ZM68 217H69L70 219H69ZM73 217H74V219H73ZM108 217H110V220H111L112 218H114L113 220L115 221V223H117V222H121V223H122L121 225H120V223H119V224H118L119 229H116V228H115V229L112 231L113 233H111V234H109L110 231H107L111 226L109 227V225H107L109 228H108V227L105 228V225H101V222H102L103 220H105V219H106V220H109ZM119 217H120V218H119ZM172 217L174 218V219H172V222L174 221V222H173L174 224H175V222H178L179 225H180L181 223L183 224V223H184L183 220L187 219V221H185V224L188 225L189 227H188V228L185 227L186 225L184 226V224L181 225L180 228H181L182 226L185 227V228L182 227L183 229L181 228V231L183 230V232L181 233L180 230H178V229H174V227H175V228H176V227L179 228L178 224L176 223V224H175L176 226L174 225V226H172V229H170V228H171V225L173 224V223L171 222V218H172ZM175 217H176L177 219H179V220L181 219L183 222L178 221ZM186 217H187V218H186ZM189 217L192 219V221L195 220V224H196V225H195V224H192L193 222H191V221L188 222V218H189ZM228 217H232V220H234V217H235V218H236V219H235L236 221H237V218H238V220H239V217H240V218L243 217L242 220L240 219L241 222H242V221H245L246 219H248V220H250V221L248 222V224H247V222L245 221V222H242V223L239 222V223L236 225L237 222H236V221H232V220L230 221L229 219H231V218L228 219ZM255 217L258 218V219H256ZM6 218H7V219H6ZM30 218H31V219H30ZM33 218L37 219V221H38V219H39V222H37V221H36L35 219H33ZM58 218H60V219H58ZM62 218H63V219H62ZM100 218H102L101 221H99ZM132 218H133V219H132ZM140 218H141V220H140ZM152 218H153V219H152ZM183 218H184V219H183ZM190 218H189V219H190ZM203 218H204V219H203ZM209 218H210V220H209ZM8 219H10V221H8L7 223H6V221H2V220H8ZM57 219H58V220H57ZM61 219H62L63 221L66 220V221H64V224L60 223V222H62ZM79 219H80V221L78 222ZM151 219H152V220H151ZM202 219H203L204 221H202ZM244 219H245V220H244ZM260 219H262V221L258 222V220H260ZM46 220H47L48 222L52 221L51 224L48 223ZM56 220H57V221H56ZM67 220H69V221H67ZM70 220H71V221H70ZM72 220H73V221H72ZM74 220H75V222H78V223H76V225H75V224H72V223H74ZM120 220H121V221H120ZM123 220H125V222H127L128 224H129V223L131 224L132 221H133V223H132L133 225L131 224L132 227H131L130 224H129L128 227H130V228L126 227L127 229H126V228L124 229V227L127 226V225H126L127 223H125V222L123 223ZM127 220H129V221L132 220V221L128 222ZM175 220H177V221H175ZM208 220H209V221H208ZM214 220H215V221H214ZM240 220H239V221H240ZM252 220H253V221H252ZM256 220H257V221H256ZM29 221H30V223H29ZM31 221H36L37 223L34 222V223H35V224H34V223H32ZM95 221H96V222H95ZM97 221H98V222H97ZM150 221L153 222V223H151ZM212 221H213V222H212ZM4 222H5L6 225L9 223V224H8L9 226H8V225L6 226V225L4 224ZM12 222H15L16 224H15V223H14V224H11ZM23 222H24L25 224H23ZM27 222H28V223H27ZM44 222H43V224H44ZM53 222H55V223H53ZM65 222H66V223H68V222L70 223V222H71V224H72L73 226H72L71 224L68 223L70 226H72V227H71L72 229H71L70 226H69V228H70L71 230H79V229H77V225H79L80 228H81V229H80L81 231L79 230L80 232H82V230H85L84 226L87 228L86 230H88V229H89V230H90V229H94V230H92L93 232L95 231L94 233H93L92 231H91V233H90V231H88L91 235H90V234L87 235V231H83V232H85V234H86V236H87L88 239L92 238V239H90V241H92V242H90L89 240L86 241L87 239H85V234H84V235L82 234L83 232H82V233H80L79 231H75V232L72 231V232H71L70 229L67 228L68 225H67V226L65 225V224H66ZM94 222H95V223H94ZM146 222H147V223H146ZM149 222H150V224H151L152 226H150V225L148 224ZM170 222H171V225H170ZM215 222H216V225H215V226H216V231L218 230V227H217V226H219V227L222 228V229L225 227V228H226V232H228V234L225 233V230H224V231H223L224 234H227V235H224L223 232H222V233L220 232V233L223 235V236H222L220 233H218V232H219L220 230H222V229L218 230L217 232H214L215 230H213V229H215V228L212 229V230H213V232H212L211 228H212V226H214V225L211 224V225H212V226H211L210 223H215ZM232 222H233V223H232ZM234 222H235V223H234ZM250 222H251V223H250ZM254 222H255V223H254ZM256 222H257V223H256ZM261 222H262V224H261ZM31 223H32V225H35V226L38 227V230H37V231H38L39 233H38L37 231H35V229H37V227L32 226ZM86 223H87V226H86ZM135 223H136L137 225H136ZM163 223H164V224H163ZM167 223H166V224H167ZM188 223H190V225H189ZM230 223H232V224H230ZM249 223H250V225H249ZM259 223H260V224H259ZM36 224H37V225H36ZM52 224H53V225L55 224L56 227L58 226L57 229H56V228H55V225H54V228H55L56 230H55V229L53 230ZM61 224H62V225H61ZM99 224H100V226H98ZM134 224H135V225H134ZM146 224H148V226H147ZM162 224H163L164 226H163ZM228 224H229L230 226H229ZM234 224H235L236 226H235ZM251 224H252V225H251ZM255 224H256V225H255ZM12 225H13V226H14V225H17V226H14V227L12 228ZM26 225H28V226H27V227H28V230H29L30 225H31L32 227H31L30 231H32V232H33V230L35 231V232H34L35 234H33V233L31 232V234H33V235H34L33 237H35V238H33L32 235H31L30 233H28L29 231L27 232V233H28V236H27V237L30 238V240L33 239V240H31V241H30L27 237H26L27 239H25V240L23 239V238H25L24 235L27 234V233L24 234V233L26 232L25 230H26V228H27ZM49 225H50V227H49ZM60 225H61L62 227H61ZM64 225L66 226V229L63 228V227H65ZM156 225H157V226H160V225H161V226L164 227V229L169 230V231H174V233H175V231H176V232L179 231L178 233L181 234V237L184 236L183 233H184V231L186 232L187 230L189 231V232H188L189 234L186 233L188 236H189L191 233H192L193 235L191 234L192 236H190V237H193V236H196V235H197V237H194V238H193L194 240L192 239L193 241H196V242L193 243V244H192L191 242H190V243L192 244V246L195 245L196 243L198 244V246L200 245L199 250L201 249V251H202V249H204V248H206V249L208 248L209 250H208V249H207V250L210 252V250H214V249H213V248H214V243H216V244H215V248L219 247L220 245H222V244L224 243V244H225V247L228 248V246H229L228 249H230L229 251H230V253H232L234 250L237 251V250L240 249L241 247L244 249V248L247 246L246 244H249V245L247 246L248 249L246 248V251L249 252V253H247L246 255H247V256L249 255V256L247 257V256L244 254V252L241 253V252H242V249H240V250H241V251H240V254H239V250H238V252H237L238 254H237V253H234L235 251L233 252L234 254H232V256L236 254V256H234V257H236L235 259L230 258L231 256H227L228 258H227V257L225 258L226 255H229V251H228V249H227L228 252L225 250V247L223 246L224 244L222 245V246H223V249L225 250V251H224V250L222 249V252L224 251L223 253L220 251V249L222 248L221 246L219 247L218 250L215 249V250H216V253H215V250H214L213 252L209 253L206 249H204L206 252H205L204 250H203L202 252L199 251V250H198V247H197V244H196L195 246L197 247V250H198V251H197L196 249L194 250L195 246H194V248L191 247V246H188L190 243L187 242V243H188V244H187L186 242H181L182 239H181L180 237H179V238H180L181 241L178 240L179 238L176 239V237H177L178 235H180V234H177V235H176V234H173V232H171L172 235H173V236H172L171 233H170L169 231H166V230L163 231V230H162L163 227H157V228L159 229V230H158V229L156 228ZM191 225H192V226H191ZM194 225H195V226H194ZM220 225L223 226V227H221ZM231 225H233V227H231ZM246 225H248L249 227L246 226ZM254 225H255V226H254ZM259 225H260V226H259ZM5 226L8 227V228H6ZM22 226H24V227H22ZM59 226H60V228H59ZM74 226H75V227H74ZM94 226H98L99 229H98V230H95V229H97V227L95 228ZM120 226H121V229H120ZM122 226H124L123 229H122ZM144 226H146V227H144ZM154 226H155V227H154ZM196 226L199 227V228L196 229ZM253 226L255 227V229H254ZM9 227H10V229H11V230H10L11 233H13V230L17 231V233L14 231V234H15V233L18 234V235H17L18 237L16 236V234L13 235V234H11L8 230H7L8 232L5 230V229H9ZM17 227H19V229H22V230H19V231H18ZM21 227H22V228H21ZM25 227H26V228H25ZM33 227H34L35 229L32 230ZM47 227H48L49 229H47ZM73 227H74V229H73ZM101 227L104 228V231H103V228H101ZM138 227H139V229H137ZM192 227H195V228H193V229H194V231H196V233H198V234L195 235V234L193 233L194 231H193ZM257 227H258V229H257ZM14 228H15V229H14ZM23 228L25 229V230H24L25 232L23 231ZM41 228H43V231H44L45 233H47L48 230H49L51 233L48 232L49 234L46 235V234L42 231ZM44 228H45V230H44ZM62 228H63V230H61ZM75 228H76V229H75ZM78 228H79V227H78ZM83 228H84V229H83ZM107 228H108V229H107ZM151 228L153 229V230H152L153 232H155V229H157V230L159 231V232L157 231V232L155 233L156 236H157V234L160 235L161 232H163L164 234H165V232H166V237L163 235V233H161V234L164 236L163 238H165V240H164L163 238H162V239H163L165 242H169L170 245L167 244V243H165L164 241H162V240L160 239L162 235H160V237H158L159 239L154 235V236L156 237L155 240H154V236H152V232H148V231H151ZM160 228H161L162 231L160 230ZM180 228H179V229H180ZM186 228H187V229H186ZM189 228L192 229V232H190L191 230H190ZM12 229H13V230H12ZM46 229H47V230H46ZM59 229H60L61 231H60ZM67 229H68V230H67ZM100 229H101V230H100ZM105 229H107V230L105 231ZM184 229H185V230H184ZM227 229L230 230V231H232V232L229 233L230 231H227ZM243 229H244V230H243ZM247 229H248V230H247ZM250 229H252V230H250ZM3 230H5L6 233L3 232ZM57 230H58V231H57ZM116 230H117V231H116ZM118 230L120 231V234L117 233V232H119ZM134 230H138V232L135 231V232H136V233H135ZM142 230H143V231H142ZM145 230H146V231H145ZM147 230H148V231H147ZM177 230H178V231H177ZM209 230H211L212 233H211ZM245 230L248 231V232H249V231H250V232H253V231L256 230V232H255V233H252V234H251V233L248 234V232H246ZM260 230H261V231H260ZM21 231H22V232H21ZM40 231H41V232H40ZM55 231H56V232H55ZM59 231H60V232H59ZM62 231H64V232L66 231L68 234H67L66 232H65V233L63 232V233H62ZM96 231H97V233L99 232L98 235H97ZM101 231H102V233H101ZM141 231H142V232L145 231L146 234H147V232H148L149 234H147V235H146V234H142ZM197 231H198V232H197ZM206 231H207V232L209 231V232L211 233V235H209V233H207ZM259 231H260V232H259ZM19 232L22 233L23 237H22L21 234H19ZM23 232H24V233H23ZM57 232L59 233V236H60L61 234H62L63 236L67 234V235H68V238L66 237V236H67V235H66V236H65L66 238L64 239V237L62 238V235H61V236H60L61 239H59V236H58ZM70 232H71V233H70ZM77 232L79 233L78 238H77ZM105 232H107V235H105ZM130 232H131V233L134 232L135 234L132 235L133 233L131 234ZM139 232H140L142 235L145 236V237H144L145 239H143V236H141V234H139ZM205 232H206V233H205ZM233 232L236 233V235L233 234ZM245 232H246V233H245ZM3 233H5L6 235L3 234ZM7 233H8V234H7ZM40 233H42V234H40ZM74 233H75V234H74ZM95 233H96V234H95ZM114 233H116L117 235H115ZM167 233H170V234H167ZM203 233H204V235H203ZM216 233H217V236H216V235H213V234H216ZM240 233H241V232H240ZM256 233H257V234H256ZM258 233H260V235H259ZM9 234H10V235H9ZM71 234H72V236H71V238H70L69 235H71ZM93 234H94L95 237H92ZM99 234L102 235V236H103V234H104L103 238H102V236L100 237ZM113 234H114V235H113ZM122 234H125V235L128 234V236L126 235V237H123ZM130 234H131V235H130ZM153 234H154V233H153ZM184 234H185V233H184ZM186 234H185V235H186ZM199 234H200V236H199ZM230 234H231V235H230ZM253 234H254V235H253ZM8 235L10 236V238H8V237H9ZM35 235L40 236V237H37V236H35ZM43 235H45L46 237H49V236H50V237L48 238V242H46V241H47V238L44 237ZM55 235H56V236H55ZM75 235H76V236H75ZM81 235H82V236H81ZM125 235H124V236H125ZM149 235L152 236L153 239H152V237L150 238ZM167 235H168L169 237H170V235H171V239H172V237H174V235H175V238H173V239L171 240ZM208 235H209V236H208ZM212 235H213V236H212ZM228 235H230L231 238H232V235H233V237H236V238L238 239V240L236 239L237 242H236L234 239H233V242L235 241L237 244H236V243L234 244V243L232 242V239H231L230 237H227ZM234 235H235V236H234ZM238 235H239V233H238ZM249 235H250V236H249ZM251 235H252V237H251ZM256 235H257V236H256ZM7 236H8V237H7ZM29 236H31L32 238L29 237ZM41 236L44 237V238L42 239ZM51 236H52V237L54 236V237L52 238ZM73 236H75V237H76L77 239H79V240L82 239V237L84 236V237H83L84 241H83V239H82V240H80V241H81V242H80V241H78V240H77L75 237H73ZM79 236H80V237H79ZM97 236H98L99 238H98ZM105 236H106V238H105ZM120 236L123 237V239H122ZM129 236H131V239H132V240H128V242L131 241V243H128V242L126 241L127 239H124V238H127V237L130 239ZM135 236H137V240H138V238L141 239V237H142V239H143V244H142V241L140 242V241L138 240L139 243H140V245H139V243H137L138 241L136 242V239H135L136 237H135ZM138 236H139V237H138ZM140 236H141V237H140ZM146 236H147V237L149 236V237L147 238ZM198 236H199V238H201V240L198 238ZM202 236H205V237L207 236L208 239H204L205 237L203 238ZM224 236H226V237L224 238ZM239 236H240V235H239ZM241 236H240V238H241ZM248 236L250 237V240H249ZM255 236H256V237H259V236H260V237L257 238V240L255 239L256 241H254V237H255ZM11 237H12V238L14 237L15 239H14V238L12 239ZM19 237H20V238L22 237L21 240H20ZM55 237L57 238V240H55V239H56ZM110 237H111V238H112V237L115 238L114 240H113V238H112L113 243H114V241H116L114 244H116V243L118 244L119 242H117V241H119V239H120V240H125L128 244H126V246H125L124 243H126V242H125V241H124V242H123V241H122V242L120 241L122 244H121V245H120V244H118V245H117V244L114 245V247H115L116 249H113L114 247L112 246L113 244L111 243L112 240H111ZM118 237H119V239H117ZM167 237H168V238H167ZM207 237H206V238H207ZM244 237H245V238H244ZM256 237H255V238H256ZM37 238H38V239H37ZM45 238H46V239H45ZM54 238H55V239H54ZM93 238H94V239H93ZM109 238H110V240H109ZM133 238H134L135 241L133 240ZM149 238H150V240L152 239L151 242L154 240L152 244L155 245V246H153V248L150 247L152 244L150 243ZM195 238H196L198 241L195 240ZM228 238H230L231 240L228 241ZM246 238H247L248 240H247ZM260 238H261V239H260ZM7 239H8V240H7ZM22 239H23L24 241H22ZM35 239H36V240H35ZM40 239H41V240H40ZM49 239H51V240H49ZM53 239H54V240H53ZM58 239H59V240H58ZM71 239H72V241H74L73 239H76L75 242H76V241H78V242H77V243H75V242H70ZM98 239H100V240L97 241ZM105 239L107 240V242L111 241L110 243H111L112 245L109 243L111 246H110V245H109V246H106V245H108V243L105 244V242H106ZM142 239H141V240H142ZM156 239H158L157 242H156ZM166 239H167L168 241H167ZM169 239H170V240H169ZM174 239H176V240H174ZM218 239H219V240L222 239L223 242L221 243V242H220L221 240L219 241ZM224 239L226 240V243H227V244L225 243ZM245 239H246V240H245ZM251 239H252V241H251ZM6 240H7V241H6ZM16 240H18V241H20V242H16V243H15ZM38 240H40V241H39V244H40V245H39L38 243H35V245H34V243H32V246H31L30 242H33V241L36 242V241H38ZM60 240H61V243L63 242V244L65 245V247H64V245L61 246L60 243L58 244V241L60 242ZM63 240H66V241L68 240V241H67V243H66V242H64ZM159 240H161L160 242H162V243H161V246L158 245V246L156 247V245H157L156 243L160 244ZM177 240H178V241H177ZM202 240H204V241L206 240V242H205V243H206V246H207V244H208L207 242H209V244H210L209 246L212 245V247H209V246L205 247V243H203L204 241H202ZM261 240H262V241H261ZM4 241H5V242H4ZM25 241H26V242L29 241V242H28V243H29L28 245H30L31 248H30L28 245H26L27 243H25L26 248H25V246L22 247V248H19V246H23V245H24V242H25ZM49 241H50V242L52 241L50 244H52V247H54V248H56V249H53V248L51 249V246H50V244H49ZM55 241H56V242H55ZM82 241H83V243H82ZM101 241H102V242H101ZM132 241H133L134 243H133ZM144 241H145V243H150V246L148 245V247H147V245H145ZM175 241H176V242H180V243H176V244H175V243H174ZM200 241H201V243H203V244H200ZM227 241H228V242H227ZM242 241H243V242L246 241V242H245L246 244L243 243L245 246L242 244ZM247 241H248V242H247ZM253 241H254V243L251 244V242H253ZM259 241H260V242H259ZM68 242H70L71 244H72V243H73V244H76V245L79 244V246L77 245V247H76V245H73V244L70 246V243H68ZM84 242H85V243H84ZM86 242H87V243H86ZM96 242H97V244H96ZM99 242H100V243H99ZM135 242H136V245H137V244L139 245V247H140V248H138L139 250H138V249H137V250L134 249L135 246H134L133 244H135ZM154 242H156V243H154ZM163 242H164V244H163ZM170 242H171V243H170ZM172 242H173V244H172ZM210 242L213 243V244H211ZM219 242H220V243H219ZM249 242H250V243H249ZM255 242H256L257 244L260 243L261 245L259 244V245L257 246V244H255ZM11 243H14V244H11ZM21 243H22V244H21ZM42 243H43V245H45V246L41 245ZM54 243H55V244H54ZM80 243H81V244H80ZM101 243H102V244H101ZM103 243L105 244V247H104V246H103V247L101 246V245H103ZM181 243L184 244L183 247H185V249H186L187 246H188V248L191 247V249L194 250V251H191V250H189V249L187 248L188 250L186 249V252H183L184 254L182 255V251H183V250L185 251V249H182L183 247L181 246V245H182ZM232 243H233L234 245H236L237 249H236V248L233 249L235 246L233 247V244H232ZM16 244H17V245H16ZM56 244H58L59 246L56 245ZM66 244H69V245H66ZM82 244H83V245H82ZM84 244L87 245V246H86L87 248L84 246ZM88 244H89V245H88ZM91 244H95V246H92ZM100 244H101V245H100ZM129 244L132 246V249H131V246L129 247ZM162 244H163V246H162ZM177 244H178L179 246H181V247H177V248H179V249H177V250L181 252V254H180L181 259H179V257H178L179 252L175 249V248H176L175 246H176ZM186 244H187V246H185ZM191 244H190V245H191ZM217 244H218L219 246H218ZM228 244H232V245H228ZM254 244H255V246H254ZM14 245H15V246H14ZM36 245H37V246H36ZM53 245H56V247L53 246ZM80 245H82V246H80ZM123 245H124V246H123ZM138 245H137V246H138ZM141 245H142V246H141ZM143 245H145L146 247H145V248H141V247H143ZM164 245H165V246L168 245V246L164 247ZM171 245H173V246H172L173 248L171 247L172 249L169 247V246H171ZM178 245H177V246H178ZM202 245H204V246H202ZM27 246H28V248H27ZM33 246H36V248L34 249ZM39 246H42V247H39ZM48 246H50V247H48ZM91 246H92V247H91ZM121 246H122V247H121ZM127 246H128L129 248H127ZM201 246H202L203 248H202ZM243 246H244V247H243ZM250 246H251V247L253 246V247H255V248L252 247V248H253V249H252V248H250ZM15 247H16V248H15ZM47 247H48V249H47V252H46L45 249H46ZM61 247H62V248H61ZM63 247H64V248H63ZM72 247H74L75 249L72 248ZM88 247H89V248L91 247L90 249L93 248V250L88 249ZM95 247H96V248L98 247L97 250H100V252H99V251H97V252H98L99 255L101 254V257L103 256V259H102L100 256H98V257L95 256V253H94V251L96 252V250H95L96 248H95ZM101 247H102V249H101ZM106 247H109V249L111 250V252H110V250H108V248H106ZM117 247H118V250H117ZM174 247H175V248H174ZM231 247H232V248H231ZM257 247H258V248H257ZM260 247H261V248H260ZM8 248H9V249H8ZM32 248H33V249H32ZM37 248H41V249L38 250ZM42 248H45V249H44L45 251H44V250L42 251ZM85 248H86V249H85ZM125 248H126L127 252H126V250H123V249H125ZM147 248H149L150 250H151V249H152V250L155 249V250H157V253L155 254L156 251H153L154 253L149 251L150 253H153V254L150 256V253H149V252H145V250H146ZM156 248H157V249H156ZM163 248H164V249H163ZM259 248H260V251L262 250V251H261V254L259 253L260 251H256V250L259 249ZM5 249H7L6 252H8V253L5 252L6 254H4V250H5ZM10 249H11V250H10ZM14 249H15V250H14ZM18 249H20V250H18ZM27 249H28V250H27ZM29 249H30V250H31V249L33 250V252H30V254H33V253H34L32 256L37 257V258L40 257V258H39V259H36V258L32 257L30 254H27V253H28L27 251H30ZM49 249L51 250L50 254H49V251H50ZM59 249H60V250H59ZM82 249H83V250H82ZM103 249H104V251H106V253H107V251H109L107 255L112 256V258L110 257V259H109V256H107L106 253H104ZM112 249H113V252H112ZM130 249H131V252H130ZM133 249H134V253L132 252ZM143 249H145V250H144V253H145V254H144V255H141L142 257L138 256V254H139L138 252H140V253L142 254L143 251L141 252V250H143ZM149 249H147V251H148ZM173 249H174L176 252H173V251H174ZM231 249L233 250L232 252H231ZM255 249H256V250H255ZM16 250H17V251H16ZM32 250H31V251H32ZM40 250H41V251H40ZM53 250H54V251H53ZM66 250H67V251H66ZM101 250H102V253H101ZM152 250H151V251H152ZM159 250H160V249H159ZM172 250H173V251H172ZM248 250H249V251H248ZM9 251H10V252H9ZM21 251H22V253H21ZM36 251H39V255H38V253H37ZM63 251H64V252H63ZM115 251H117V252H115ZM123 251L125 252L124 255H123V256L125 257V258L123 257L124 259H123L122 256H121ZM189 251H190V254H193V252H194V253L196 254L195 256H197V253L199 252V253H198V254H199V257H202V256H203L204 258L202 257V259H201V258H199L198 256L195 257L194 254H193V256L196 258V260H195V258L193 257V258H194V260H193V259H192V256L189 254ZM195 251H197V252H195ZM217 251H220L222 254H220V252L218 253ZM244 251H245V250H244ZM246 251H245V253H246ZM253 251H254V252H253ZM255 251H256V253H255ZM23 252H25L24 254H26V255H28V256L30 255V256L28 257V256L24 255ZM53 252H54V253H53ZM61 252H63V254H62ZM92 252H93V253H92ZM97 252H96V255H98ZM114 252H115V253H114ZM136 252H137L138 254H137ZM187 252H188V253H187ZM200 252H201V253H200ZM204 252H205V253H209L211 257L208 255L209 257L207 258V257H206V254H205ZM59 253H61V256L59 255ZM86 253H87V254H86ZM91 253H92V255H91ZM109 253H111L112 255L109 254ZM128 253H129V254H128ZM132 253H133V256L131 255V256H132L131 258H133V259L135 258L134 260L130 258V254H132ZM177 253H178V254H177ZM185 253H186V256H185ZM212 253H213V254L215 253V254H214L215 256H213ZM224 253H226V254H224ZM227 253H228V254H227ZM250 253H252V254H253V257H256V258H252ZM3 254H4V255H3ZM36 254H37V255H36ZM40 254H42V255H40ZM43 254H44V257H43ZM48 254L51 255L52 258H51V256H49ZM84 254L86 255V257H88L89 260H87V259H83V260H82V258H86ZM102 254H103V255H102ZM104 254H105V255H104ZM125 254H126V255H125ZM170 254H171V255H170ZM187 254L189 255L188 257H187ZM204 254H205V256H204ZM216 254H219V255L217 256ZM241 254L245 255V257H244L243 255H241ZM254 254H256L257 256L254 255ZM258 254H260V255L258 256ZM21 255H20V256H21ZM57 255H58V256H57ZM87 255H88V256H87ZM90 255H91V256H90ZM119 255H120L121 257H116V256H119ZM127 255H129V257H128ZM139 255H140V254H139ZM153 255H154V256H153ZM156 255H157V256H156ZM164 255H165V256H164ZM164 255L159 256V257H161V259H160L159 257H157V258H156V261H159V262L161 263V261H162V257H163V260H164L165 257H166V254H164ZM181 255H182V256H181ZM201 255H202V256H201ZM230 255H231V254H230ZM240 255H241L242 257H241ZM5 256H4V259H5L4 261L6 262V261H7L6 259H8V257H5ZM77 256H76V257H77ZM89 256H90V258H89ZM92 256H95L94 259H92V258H93ZM104 256H105V259H104ZM147 256H148V257H147ZM152 256H153V257H152ZM216 256H217L218 258H215ZM219 256H221V258H220ZM222 256H223V257H222ZM239 256H240L241 258H240ZM31 257H32V258H31ZM54 257H55V258H54ZM58 257H60V258L58 259ZM96 257H97V258H101V259H97V260H96V259H95ZM212 257H214V258L211 259ZM246 257H247L248 260L245 261ZM258 257H259V258H258ZM1 258H2V259H1ZM27 258L30 259V260L27 261V260H28ZM120 258H122L123 260L121 259L122 261L120 260V262H119L118 260H119ZM128 258H130L131 260L128 259ZM158 258H159L161 261H160ZM197 258H198V259H197ZM237 258H238V259H237ZM31 259H34V260L36 259V260H35V261L32 260V262H31ZM91 259H92V262H91ZM106 259L108 260V262H107ZM111 259H113V261H112ZM166 259H167V258H166ZM206 259H207V262L205 261ZM226 259H227L228 262H227V261L225 262ZM228 259H231V260L233 259L234 261H233V260H232V261H233L234 263H233L231 260L229 261ZM240 259H242V260H240ZM252 259H253V260H252ZM43 260H44V259H43ZM47 260H48V261H47ZM98 260H99V261H98ZM109 260H111V262H110ZM126 260H127V262H123V261H126ZM178 260H179V261H178ZM180 260H181V261H180ZM202 260H203V261H202ZM213 260H215V261H213ZM250 260H251V261H250ZM38 261H39V262H38ZM41 261H42V262H41ZM117 261H118V262H117ZM136 261H137V262H136ZM166 261H167V260L163 261V262H165V263L162 262L161 264H166ZM208 261H209V262H208ZM210 261H211V262H210ZM236 261H237V262H236ZM256 261H257V262H256ZM1 262H0V263H1ZM5 262H4V263H5ZM52 262H53V263H52ZM83 262H84V263H83ZM86 262H87V263H86ZM102 262H104V261H101L100 264H102ZM105 262H104V263H105ZM168 262H169V261H168ZM168 262H167V264H170V263H168ZM174 262H172V264H173ZM177 262H178V263H177ZM181 262H182V263H181ZM201 262H203V263H201ZM4 263H3V264H4ZM33 263H32V264H33ZM104 263H103V264H104ZM160 263H159V264H160ZM175 263H174V264H175ZM245 263H244V264H245ZM129 264H130V263H129Z\"/></svg>",
    "mask_w": 264,
    "mask_h": 264
}]
</instances>
